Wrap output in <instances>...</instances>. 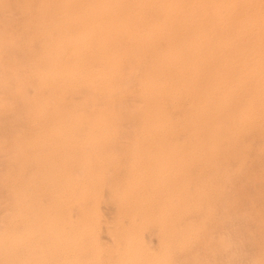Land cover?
I'll use <instances>...</instances> for the list:
<instances>
[{
	"label": "bare ground",
	"instance_id": "6f19581e",
	"mask_svg": "<svg viewBox=\"0 0 264 264\" xmlns=\"http://www.w3.org/2000/svg\"><path fill=\"white\" fill-rule=\"evenodd\" d=\"M0 1H1V3H0L1 5L2 4L3 5H5V4L13 5V8L16 11H19L22 15L26 13L25 15L28 16V17L26 16V18L24 19V21L22 20L21 23L13 22L15 19H13V21H12L11 20L12 17H11L9 19V21L10 20L12 21V23L9 24L10 25L11 32H9V33L10 34L11 33L12 34L13 33H16V32H14L16 30H20L22 32L24 31V32H26L28 34L27 37H26V41H25V39L23 37L26 36V33H23L25 36L23 34H21L22 32L20 33L23 36L22 38L24 39V43H22L23 41L21 40V43L24 44V46L26 45V42L28 43V41H36L37 44L39 45V46L37 45L38 46V49H36V51H34V52H36V54H31L30 55L29 52H31V51L28 52L26 50V52H28V54L26 56H24V60H25L24 63H26V64L25 65L23 64L27 68V76H28V77H26V81L24 83H25V85L28 84V85H26L28 88L31 87V89L29 88L30 89V94L31 93H33V94L29 95L26 92L27 93V96H26V93L24 95V91L22 89L25 87V85L23 87H20L19 85H20L21 82L20 83L18 82V84H19L18 85L19 86V90H18V88H17L18 91L15 90V91L18 92V93L15 92L16 95H17V97H18V100L17 99L16 100L18 102L22 101L25 105H27V108H26V111H25L26 118H27L26 119V124H27V126L29 128H31V130L28 131L27 133L26 132L25 133H22L21 135L20 134H17L16 136L13 133L14 134L13 136H15L13 138L14 139L13 140L14 143H13V146H10V148L13 147V149H10V150H13V153H12V155L14 157L13 159H15V158H18V159L21 158L22 159L23 158L22 161H24V158L25 157H28V158L31 157L33 159L34 156L35 157L39 156L38 158H40V154H35L34 155V153H33L34 150H36L38 152H41L43 150H46L47 151V150L50 149V152H54V151L61 152L63 150V148H66V147L68 148L67 145L64 146L65 143H66L65 142V136L69 132L71 134V131L76 126H80V127L84 126V127H87L93 133H95V134H93V137L91 135H89V134L88 135L84 134L85 137H86V139L90 140V142H92L91 140L94 141V139H98V140L99 139H101V140L104 139V140H106L105 139V137H106L105 133L107 131H104L103 128L105 127V125L109 124L110 119L114 116V113L110 109H108L109 111H105V109L102 110L103 108L102 109L99 108L97 114L95 115V117L93 119H90V118L88 119V118L85 117L86 115H84V114L81 113L82 111L79 112V110L77 111V110L71 109L69 107L71 105L72 101H73V104H74V100L76 99L75 97H74L75 99L72 100V101H71V97H70L68 99L70 101L69 102H66L63 99H61V95L64 93V91H65L66 88H69L77 80H79V78L77 79L79 72L81 70L82 71L85 70L88 67L87 66L88 58H87V60H81V57H83L82 56L83 53H85V52H87V53L88 52H91L94 55V59H96L97 64H98L97 65L98 68L93 69L92 71H88V72L85 71L88 75L85 78H84V75H83V78L84 79L82 81L86 85V83H88L89 81H91V80L94 81V80L99 79V78H100L101 83H102V80H104L106 77H109V76L111 77L113 74H116L117 72H119L117 70L121 66L119 64L120 66L118 68V63H119V60L120 59L125 60L124 58L126 56L131 59L133 57V54H134L135 51L136 52H139V54L137 53L138 54V59L135 56L136 58L135 57L134 58L137 59V60H134V62H132L130 64L127 63V64L129 65L128 67H131L132 65H135L136 66V65H139L141 63L144 64V65L142 64L143 65L142 66V70H139L138 71V73L141 71L140 72V76H138L139 79H136V80H138V83H136V84H139V87H138L136 93L137 94L139 93L138 95H139L140 105L139 104H135V105H138V107L139 106L140 107H139L138 111H134V112H136V114H135L136 115L135 116V118H136V124L135 125H137L138 128L142 130L141 133L143 132L142 133V136L140 137V141L142 140L141 143H143V142L148 143L147 145H148L149 148H147V146H146L147 149H145L144 147H142L143 149L142 148L141 149L143 151H141V149L139 151L138 150L139 147L137 148V150H134V147H133L134 142L128 144V147L129 148L127 147V150H125V151L130 156L129 160L131 162L129 163V167L125 165L126 167H128L127 172L126 173L123 172L124 174H128V175H126L124 177L121 176V177H123L122 178L123 182H121L122 183L121 185H118L116 183V182H118V180L120 178V174H119L118 180L116 179L117 177L116 178H113L111 180L109 189H110V192L112 194V198L113 199L111 197H110V199L114 200L115 203H116L115 206L117 207L116 208L117 209V220H123V219H126L127 218V222H128V225L127 226L129 227V231H127L125 229L126 230V233L124 231V235L125 236L124 235H121L120 236L121 239H122L123 236H124V238L126 237L128 240L130 238L131 239L130 240V244H131V241L133 240L132 237H134V236L136 237L137 232L140 231L139 230V227H138V225H140V223L142 224V226L143 225L145 226V225L152 224V228H154V225H156V224H154V222H155V220H157L158 223H159V224H157V225H159V227L157 226L159 228V230L156 227L157 230H158V234L157 235L160 236L161 238H166V240L167 239L168 240L171 239V241L173 242V245H175L174 247H175V249H176L179 257L181 256V257H183V259H184V257H185V259L187 257V260L189 259V256H191L190 258H192L193 247H194L193 246V242H194V240L197 239V236L200 234V232L203 230V228L205 226V219H206V215H207L206 212L207 211L206 212L205 211L202 212V210H203L202 206L205 205V202L207 200V195H205V189H203V191H202L200 188H196L198 186H193V189L194 188L195 189L194 190L193 189L190 190L191 188H189V186L190 185H193V184H191V179L193 178V175H192V178H190L191 175L190 174H187L186 167L188 168L187 165L190 164L195 159L199 160L198 161V164H196V165H199V162H201V161L204 162L205 160L208 159L207 158L208 155L215 156L214 154H217V153L221 152V149H219L220 146H221L220 143L222 142L223 138H225L227 135L230 134V133L229 134L227 133V135H226V132H228V131L225 132L223 130L224 127H225V124H226L225 121L222 119L223 115L225 114L226 111H228V109H231V108H237V112H240V111L243 110V108H245V107H243V104L241 106H239L241 103H238L236 101V99L238 98L239 95H240V97H242L243 95H244V97H245V95L247 96L248 93L241 95L243 93V91L245 92V90L249 89L247 87V86H249V85H247V83H250V87H251V85H254L252 88L257 89V91H258V87H259L258 86V82L259 83L260 82H263V84H264V30H263V32L262 31L259 32L260 29L258 30V28H257V31L255 32V27H257V26H259L261 29H264V12L262 11L264 8L263 9L261 8L262 5L259 2V1H261V2L264 3V0H0ZM257 3L260 4V5H257ZM5 6H6V8H4V9L7 10V5H5ZM2 8H0V10ZM9 9L10 8L8 6V10ZM23 18L24 17H22V19ZM5 29H8V28H5ZM10 30H7V32L10 31ZM5 33H6V31H5ZM18 33L17 34H14L15 37L18 35ZM1 37H2V35H1ZM1 37H0V39H1ZM11 38H12V36H11ZM22 38H20V39H22ZM1 40H3V38ZM7 40H9V37H8ZM12 40H13V38H12ZM15 40L16 39H14V42L12 41L11 43H14L15 44L16 43ZM2 44L5 45V43H3V42H2ZM14 44H12V45H14ZM22 44H21V47L23 46ZM9 45L11 46L10 43H9ZM18 45H20V44H18ZM10 46H8V48ZM24 46H23V48H21V50L22 49L24 50V49L29 48V47L25 48ZM16 47H14L15 50L13 52H16ZM12 48H13V46H12ZM10 49H11V47H10ZM12 50L13 49H11V56L13 54H15V53L12 52ZM24 52H23V54H24ZM26 52H25V54H26ZM17 53H16V55H18ZM147 53H149V54L147 55ZM72 54H75L76 55L74 59H71V61L73 60V62L72 63H68L67 61H65L68 64L67 65H64L63 62H62V60H64L65 58H68ZM3 55H4V53H3ZM19 55H21V54H19ZM0 58H2V57H0ZM11 58H13V57H11ZM128 58L126 59V62H128L127 61ZM7 59H8V56H7ZM9 59H10V57H9ZM16 60H15V62H16ZM20 61H21V57H20V60L18 58L17 63L20 62ZM68 61H69V59H68ZM81 61H84V62H81ZM89 61H90V59H89ZM3 63H5V61ZM6 63H8V62H6ZM121 63L123 64V62H121ZM93 64L94 63H92V65ZM124 65H126V63ZM14 66H15V64H14ZM14 66H12V67H14ZM21 67H23V66H21ZM1 68H2V66H1ZM14 68H16V67H14ZM107 68H108V70H107V73H106L105 72V69H107ZM7 69H5V70L7 71ZM19 69H20V65H19ZM136 69H138V68H136ZM2 70H3V68H2ZM10 70H12V69L10 68ZM124 70H122V71H124ZM7 72L8 73H11V71L10 72L7 71ZM136 72L137 71H135V73ZM17 73H19V72H17ZM25 73H26V71H25ZM0 75H1V73H0ZM25 75L23 76L21 74V76H23L22 80H24ZM130 75H132V74H130ZM136 75H137V73H136ZM119 76H120V74H119ZM11 77L13 78L14 76H11ZM17 77H19V75ZM5 78L3 77L2 78L3 80L1 79L2 80V86L4 85L3 82H4V79ZM16 78H14V79H16ZM113 78H114V75H113ZM125 78H128V76L125 77ZM106 80H107V78H106ZM117 80H119V79L117 78ZM82 81L80 80V83ZM122 81L125 82L126 79H125V81L124 80H121V82ZM107 82H108V80H107ZM8 83H9V81H8ZM16 83L17 82H15V86L17 85ZM104 83L106 84V81ZM112 83H111V85H112ZM132 83H134V82H132ZM5 84H7V83H5ZM75 84H78V83H75ZM9 85H11V84H9ZM90 85H92V84H90ZM128 85L130 86V83ZM6 86H7L6 89L9 88L8 85H6ZM12 86H14V85H12ZM82 86H83V84H82ZM3 87H5V86H3ZM112 87H110V88L112 89ZM20 88H22V89H20ZM110 88L109 87H105V90L106 91H109V90L111 91ZM252 88H250L247 91L252 90L254 92V89H252ZM78 89H80V88H78ZM261 89H262V87H261ZM9 90H10V88H9ZM24 90H26V89H24ZM262 90L260 91L261 93H262ZM4 91H5V89H4ZM7 91H8V89H7ZM78 91L79 90H77L75 92H78ZM112 91L110 93H113ZM13 92H14V90H13ZM96 92H97V90H96ZM114 92H117V91H114ZM11 93L12 92L10 91V94ZM93 93L95 94V97H96V94H98L99 92L98 93H95V91H94ZM128 93H131V92L129 91ZM104 94H106V93H104ZM133 94H134V92H133ZM258 94H259V92H258ZM262 94H264V93H262ZM93 95H91V96L93 97ZM252 95H254V94H252ZM10 96H8V97H10ZM82 96H84V95H82ZM91 96H90V98H91ZM102 96H104V95H102ZM123 96H125V94ZM250 96H251V94L249 95V97ZM68 97L69 96H67V98ZM260 98H262V97H260ZM87 99L89 100V98H87ZM87 99H86V102H87ZM76 100L78 101V99H76ZM117 100H120V99H117ZM1 101H0V103H1ZM81 101H83V100H81ZM105 101H106V99H105ZM86 102H83L84 105H85ZM94 102H95V100H94ZM102 103H103V101H102ZM246 103H248V102H246ZM18 104H20V103H18ZM24 104H22L20 106H23ZM109 104H111V103L109 102ZM132 104H133V102H132ZM4 106H5V104H4ZM4 106H3V108H4ZM120 108H122V107H120ZM82 109H84V108H82ZM114 109H115V107H114ZM134 109H136V108H134ZM170 109L171 110L178 109V110H180L179 111V114H180V112L182 113V117L180 119H178V120L181 121V124L179 123L180 126L178 125L179 128L176 129V130H179L178 132H180V131L181 132L182 131H188L189 134L188 133L187 134L189 136H187L186 139H185V137H186L185 136L184 137L185 140H182V141L179 140L178 141V140L173 139V136L175 134L173 135V134H171L173 132L169 131V129L174 125L173 119L169 116V112L168 111ZM263 109H264V107H263ZM22 110L24 111L25 108H23ZM260 110H262V109H259L258 112ZM131 111H132V108H131ZM131 111H129V112H131ZM125 113H126V111H125ZM125 113H123V114H125ZM171 113H173V112H171ZM244 113H246V111ZM249 113H252V111H249ZM249 113H247V114H249ZM173 114H177V111H176V113H173ZM126 115L127 114H125V116ZM128 115L131 118L133 116V115L130 116V114H128ZM128 115H127V117H128ZM115 116H116V114H115ZM92 117H93V115H92ZM19 119H20V117L18 118V120ZM22 119H23V117H22ZM117 119H119V118H117ZM130 119H129V121H131ZM239 119H238V115L236 113L235 115H232L229 119H227V121H229V123L232 125V123L234 124ZM133 120H135V119H133ZM176 120H175V122H176ZM240 120H242V118ZM24 121H25V118H24ZM119 121H122V120L120 119ZM246 121H247V119H246ZM22 122H21V119H20V123L19 124H21ZM118 125H120V124H118ZM231 125H230V127H231ZM241 125L242 124H240L239 126H241ZM137 126H134V127L137 128ZM241 127H243V126H241ZM116 128H118V127H116ZM256 128L258 129V126ZM77 129H75V130L77 131ZM131 129H134V128H131ZM131 129H128V132H129V130L131 131ZM139 129H138V131H139ZM239 129L237 128L236 131H234V130L233 131L234 132H237V131H239ZM253 129H255V128H253ZM90 130H88V131H90ZM252 130H251V132H252ZM85 131H87V129ZM242 131H240V133L243 135V133L245 131L244 132H242ZM254 131L258 132L259 130L257 131L255 129ZM19 132H20V130H19ZM249 132H250V130H249ZM89 133H91V132H89ZM237 133H239V132H237ZM237 133H236V135H238ZM259 133H261V132H258V134ZM263 133H264V131H263ZM10 134H12V133H10ZM77 134H79V133H77ZM112 134H114V133H112ZM133 134L135 135V133H133ZM241 134H240V136H241ZM125 135H126V138H127L130 134L129 135L125 134ZM132 135H130V138L129 137L128 138L131 139V136ZM171 135H173V136H171ZM252 135H254V134H252ZM176 136H175V138H176ZM178 136H179V133H178ZM7 137H8V135H7ZM122 137H123V134H122ZM116 138H117V136H116ZM9 139H10V137H9ZM76 139H77V137H75V140ZM73 140H74V138H73ZM80 140H81V138H80ZM136 140H137V138H136ZM5 141H7V139L4 140V142ZM9 141L13 142L12 141V136H11V140H9ZM9 141H7V142H9ZM53 141H56V142H54V144H51V142H53ZM78 141H79V139L77 140V143H78ZM83 141H85L84 138H83ZM95 141H97V140H95ZM118 141H119V139H118ZM121 141H123V140H121ZM121 141H120V143L118 142L117 145L118 144H121ZM125 141H127V143H128V140H125ZM140 141H138V142L140 143ZM253 141L256 143V140H253ZM71 142L74 143L72 141V139H71L70 143ZM124 142L122 144H124ZM129 142H131V141H129ZM238 142H240V141H238ZM1 143H2V140H1ZM165 143L166 144H169V148L167 150L166 149L164 150V148L162 147ZM4 144L5 143H3V145ZM101 144H103V143H101ZM122 144L119 145L118 148L121 149L120 146H122ZM78 145H79V143H78ZM91 145L92 144H89V146H91ZM239 145H240V143H239ZM4 146H5V149H6V145H4ZM84 146L85 145H83V147ZM95 146H96V143H95ZM71 147H72V145H71ZM83 147H82V149H83ZM154 147H157V150L159 149V151H158L157 154H155V152H157L156 150H154L155 151L154 153H153V151L150 150L151 148H154ZM243 147L241 148L242 150H243ZM222 148L224 149V147H222ZM257 148H258V146H257ZM25 149H28L30 151V153L27 154V156H26V153H25ZM135 149H136V147H135ZM229 149H230V147H229ZM239 149H240V146H239ZM261 149H262V147H261ZM10 150H9V146H8V151H10ZM88 150H89V148H88ZM0 151H1L0 153H3L2 150H1V148H0ZM8 151H6V152H8ZM245 151H246V149H245ZM87 152H89V151H87ZM230 152H232V151H230ZM59 154H61V153H59ZM73 154L70 157L71 159L72 158L74 159V157H72ZM127 154H126V156H127ZM230 154H232V153H230ZM74 155H76V154H74ZM114 155H115L114 152H110V153H106V154H103V155L99 154L98 156H96L97 159L96 158H94V159L97 160V165L94 164V166H95V167H93L94 169L91 168V164H89L90 166H86V167L83 166V167H81L82 174H80L81 172H79V174L82 175V176H80L81 177L80 182H81L82 179L83 180L85 179V182L82 185L80 183L79 184H80V186H83L84 188L83 187H80L79 184H78V182H79L78 181L79 180V176L78 177L76 176L77 179H78L77 180L78 182L77 181L75 182V179L76 178L72 179V183H75L77 185V188H79V187L81 188V190H79V191H81V194H79V195H81L80 198H79V201L83 197H89V199L92 200L91 202H94L95 203L94 204L95 205L94 207H96L98 205L97 202L99 203L100 208L103 207V206L101 207V205H103L104 202L102 201L103 203L100 204L101 201H99V198H97V197H102L101 195L103 193H100V191H99L98 193H100L101 195H97L98 193L96 194V192H97V190H100V189H97V188H101V189L103 188L102 187V183H104L103 180L106 178V176H108L106 174L104 175V172L106 170H104V168H103V163L106 165L107 162L105 163L103 160L108 159V161H109V159H111ZM248 155H249V153H248ZM248 155L246 154L247 157H248ZM9 156H10V154L8 155V157ZM53 156L54 155H51V153H49L47 155H44L45 159H41L40 158L38 160H42L43 162L44 161L45 162H48L47 165H46V166H48V164H50L49 163V160L53 161L52 160ZM93 156H94V154H93ZM200 156H201V158H200ZM213 156H211V157H213ZM223 156H225V155L223 154L222 157ZM232 156H233V154H232ZM240 156H241V154H240ZM244 156L242 155L243 159H245ZM56 157H57V155H56ZM78 157H80V156H78ZM116 157H117V155H116ZM217 157H218V155H217ZM222 157L220 155V157H218V158L223 159ZM236 157H237V155H236ZM242 157H240V158L242 159ZM63 158H64V154H63ZM91 158H93V157H91ZM256 158H258V157H256ZM11 159H12V156H11ZM73 159L71 161H73ZM79 159H78V161H79ZM122 159L124 160L123 161L124 163L128 161V160L126 161L125 158H122ZM127 159H128V156H127ZM200 159H201V161H200ZM221 159H219V160H221ZM229 159H231V155H230V158ZM237 159H238V157H237ZM8 160H9V158H8ZM59 160H61V159H59ZM197 160H195L194 162H196ZM238 160H240V159H238ZM207 161H210V160H207ZM224 161H226V158H225ZM10 162H12V161H9V163ZM13 162H15V161H13ZM81 162L79 163V165L81 164ZM94 162H96V161H94ZM115 163H116V161H115ZM35 164L36 163L34 161V165ZM71 164H72V162H71ZM214 164H216V163H214ZM228 164H229V162H228ZM234 164L235 163H233V165ZM256 164H257V162H256ZM256 164H253V165H255V167H256L257 166ZM10 165H11V163L9 164V166ZM41 165H42V163H41ZM67 165L65 164V165H62V166H67ZM79 165H77V166H79ZM84 165H85V163H84ZM105 165H104V167H105ZM249 165H251V164H249ZM36 166H38V165L36 164ZM57 166H58V164H57ZM62 166H61V163H60V166H58L57 168L62 167ZM75 166H76V163H75ZM96 166H97V168H96ZM112 166L114 167V165H112ZM76 167H74V168L76 169ZM110 167L111 166L109 165L108 168H110ZM117 167H119V165ZM200 167L202 168V166H200ZM206 167H207V165L205 163L203 168H206ZM212 167H214V166H212ZM242 167H243V165H242ZM258 167H256V168H258ZM51 168H52V165H51ZM57 168H55V169H57ZM198 168H199V166H198ZM201 168H199V169H201ZM3 169L4 168H2V170ZM62 169H66L67 170V168H62ZM62 169L61 170L59 169V170L61 172H64V171H62ZM78 169L80 170V167ZM199 169H197V170H199ZM228 169H227V171H228ZM235 169H236V167H235ZM52 170H53V168H52ZM70 170L71 169H69V171ZM74 170L72 171V173H74ZM117 170H118V168H117ZM120 170H121V168H120ZM125 170H126V168H125ZM201 170H203V169H201ZM232 170H233V168H232ZM256 170H258V169H256ZM20 171H21V169H20ZM194 171H195V169H194ZM263 171H262V173H264ZM76 172H78V171L75 170V173ZM204 172H205V170H204ZM6 173H8V172H6ZM35 173H36V171H35ZM48 173H49V170H48ZM65 173L67 175L68 172H65ZM117 173H118V171H117ZM123 173H122V175H124ZM195 173L197 174V172H195ZM223 173H225V172H223ZM240 173H238V174H239L240 177H242ZM33 174H34V172H33ZM49 174H51V173H49ZM56 174L58 175V173H56ZM113 174H115L114 171H113ZM242 174H243V172H242ZM0 175L3 176L4 173L3 174L0 173ZM30 175H31V173H30ZM64 175H62L61 177L62 178L65 177ZM225 175H226V173H225ZM260 175H261V173H260ZM260 175H258L257 177L260 178ZM4 176L7 177L6 174ZM50 176H52V175H50ZM60 176H58V177H60ZM67 176L70 177L71 176V173H68ZM111 176H113V175L111 174ZM111 176H110V178H112ZM8 177H9V175H8ZM36 177H37V175H36ZM36 177H35V180H36ZM45 177H46V174H45ZM53 177L54 176H52L51 178H53ZM61 177H60V179H61ZM69 177H67L65 180L64 179H61V180L64 181V183H63L64 186H65L64 189H66L68 186H69V189H71L72 188V185H75V184H72L71 183V180L68 179ZM202 177H204V176H202ZM110 178H109V181H110ZM195 178L192 181H195L196 182L197 181V178H196V180H195ZM199 178H200V176H199ZM226 178H227V175H226ZM1 179H0L1 180L0 182L7 181V180H4L3 178H1ZM11 179H12V177H11ZM32 179H34L33 178V175H32ZM220 179H221V177H220ZM245 179H246V177H245ZM23 180H25V179H23ZM239 180H240V178H239ZM15 181H16V179H15ZM29 181H27V182H29ZM32 181H34V180H32ZM49 181H50V178H49ZM225 181H227V180L224 179V182ZM230 181L232 182V180H230ZM242 181H245V180L242 178ZM55 182L57 183V181H55ZM106 182L107 181L105 179V183ZM60 183H57V186ZM192 183H194V182H192ZM199 183L202 185V183H201L200 180H199ZM213 183H215V181H213ZM241 183L239 185L240 187L242 185ZM10 184H11V182H10ZM13 184H15V183H13ZM16 184H17V182H16ZM169 184L172 187L168 186ZM196 184H197V182H196ZM32 185L33 184H31V187H32ZM54 185H51V186H54ZM230 185H231V183H230ZM2 186H3V182H2ZM21 186H19V189H20ZM48 186H49V184H48ZM22 187H21V190L24 187H27V186H24L23 188ZM61 187H60V189H61ZM28 188L29 187H27V189ZM35 188H36V186H35ZM56 188H58V187H56ZM3 189H5V188H2V190ZM27 189H26V191H27ZM73 189L75 190V188H73ZM216 189H214V190H216ZM14 190H15V192L17 191L16 189H14ZM32 190H34V189H32ZM50 190H51V188H50ZM56 190H55V192H57ZM68 190H67V192H68ZM165 190H168V192H166ZM227 190L224 191L223 193H227L228 194ZM233 190L235 191V189H233ZM237 190H238V188H237ZM3 191L0 190V193L3 192ZM42 191H44V190H42ZM63 191H61V192H63ZM71 191H73V190H71ZM229 191H230V189H229ZM29 192H30V190H29ZM53 192H54V190H53ZM209 192H210V189H209ZM31 193H32V191H31ZM39 193H41V191L38 192V195H39ZM69 193L71 194V192H69ZM213 193H215V192H213ZM41 194L44 195L45 193L42 192ZM46 194H47V192H46ZM104 194H105V190H104ZM262 194L263 193H261L260 195L262 196ZM6 195L9 196V194H6ZM10 195H12V193ZM25 195H26V193H25ZM50 195H51V193H50ZM59 195H60V193H59ZM66 195L67 194H65V196ZM3 196H5V195H3ZM21 196H23V195H21ZM53 196H54V194H53ZM61 196H59V197H61ZM35 197L31 196V198H28L27 197V199H33ZM45 197H44V200H45ZM105 197L107 198V196H105ZM211 197L213 198V196H211ZM49 198L47 197L46 199L49 200ZM209 198H208V201L210 200ZM228 198H230V197H228ZM234 198H232V200L229 201V202L232 201L231 202V205L233 204V199ZM3 199H5V198H3ZM3 199L1 198L2 201H3ZM36 199H38V198H36ZM40 199L43 200V198H40ZM53 199H54V197H53ZM226 199H227V197H226ZM226 199H225V201H226ZM1 200H0V202H1ZM41 200L40 201L38 200L39 202H41L40 205H38L39 203H36L39 207L41 205L43 206V204H44V202L41 201ZM50 200H51V198H50ZM57 200H59V199H55L56 206H57ZM103 200H105L104 197H103ZM5 201L6 200H4V202ZM52 201H54V200H52ZM67 201L71 202V199L68 198ZM87 201H88V203L90 202L89 200H87ZM6 202H8V201H6ZM48 202H51V201H47V203ZM55 202L54 203L51 202V203L54 205ZM30 203H32V202H30ZM47 203H46V206L48 205ZM78 203H77V206H78ZM82 203L84 204L85 202L82 201L79 204H82ZM9 204H11V203H9ZM59 204L60 203H58V206L57 207H59ZM107 204H109V203H107ZM8 205L6 204L5 206H8ZM66 205H67V203H66ZM66 205H65V202H64V207H66ZM68 205L71 207L70 204H68ZM72 205L74 206V202H73ZM86 205L87 204L85 203V206ZM44 206H45V204H44ZM85 206H82V207H84V208L89 207V206H86V207ZM91 206L93 207V205H91ZM110 206L111 205H109V208L111 210V207L112 206L111 207ZM0 207H2V205ZM8 207H10V206H8ZM8 207H4V208H6L8 210V209H10ZM47 207H46L47 209H50L52 207V205L50 207V203H49V206H47ZM64 207H63V203H62V208L64 210L66 209L68 211V208H64ZM35 208H37V207H34V209ZM62 208L56 209V207H55V211L52 210L54 208H51V211H52L51 214L53 212H56V210H58V213L56 212L57 214H59V213L61 214V212L59 210H61ZM71 208H73V207H71ZM79 208H80V206H79ZM79 208H78V210H79ZM84 208H82V209H84ZM112 208H114V207H112ZM205 208H207V207H205ZM227 208H229L228 205H227ZM260 208H261V206H260ZM37 209H43V208L41 207V208H37ZM76 209H77V207H76ZM97 209L98 208H95V209L94 208H91V211H89V210L86 211L85 209H84L85 211L82 210L83 212L80 211V213H81L80 218L84 222L83 227L78 226L79 225L78 222H77L78 225L74 223L75 225L78 226V228L80 230V234H83L84 232L91 234L93 231L95 232L96 228H99V227H97L98 226L97 223L98 222H101L105 218V216H103V219H100V221L97 220V218H99L98 214H101V212L103 213V211H100V212L98 211V213H97ZM106 209L108 211V207ZM44 210H45V207L43 209V212H44ZM64 210H63V212H64ZM195 210H197V212H196L197 214L195 213ZM219 210H221V209H218V211ZM259 210H261V209H259ZM0 211H1V208H0ZM48 211L49 210H46L45 213L48 212ZM69 211H71V210H69ZM73 211H71V213ZM104 211H105V213H103V214H106V210H104ZM224 211H226V210L224 209L222 213H224ZM63 212H62V215L63 216L66 215V218H67L68 215L67 214L64 215ZM5 213H7V212H5ZM9 213H10V211H9ZM65 213H67V212L65 211ZM193 213H195V214H193ZM260 213H262V212H259V214ZM215 214L217 215L218 212L215 213ZM256 214L258 215V213H256ZM263 214H264V212H263ZM2 215H1V218H2ZM53 215H54V213H53ZM62 215H60V218H61ZM39 216H41V214H39ZM48 216H51V220L53 221V219H55V216L56 215H54V218H52V215H48ZM48 216H46V218H48ZM77 216H79V214L78 215L76 214V218H77ZM110 216H109V218H110ZM218 216L220 218V215L219 214H218ZM1 218H0V221L2 219H4V216H3L2 219ZM56 218H57V216H56ZM58 218H59V215H58ZM69 218H70V216H69ZM72 218H73V216H72ZM72 218H71V220H72ZM74 218H75V216H74ZM80 218H78L79 223L81 222L79 220ZM100 218H101V216H100ZM112 218H113V216H112ZM35 219L36 218H34V220ZM43 219H41V220L43 221ZM49 219L50 218L44 219L45 220V223ZM69 220L70 219H68L67 221L69 222ZM104 220L106 221V218ZM108 220L109 219H107V221ZM59 221H60V219H59ZM67 221H65V222L68 223ZM36 222H35V224H36ZM54 222L55 221H53L52 226H53V224H55ZM60 222L62 223V221H60ZM65 222H64V224H65ZM106 222H104V223H106ZM111 222H112V220H111ZM117 222H115V221L112 222V226L110 225L111 226L110 227L111 230H113L112 227H113V225H115L114 223H117ZM122 222H124V221H122ZM101 223H103V222H101ZM108 223H110V222H108ZM120 223H121V221H120ZM123 224H125V223H123ZM2 225H4V224H2ZM7 225H8V223H7ZM37 225H36L35 228H37ZM68 225H70V224H67V226ZM99 225L102 226L103 224H99ZM70 226L67 227V230H68V228ZM116 226H118V225L116 224ZM136 226L138 227V229H137L138 231L136 230ZM212 226L210 228H212ZM39 227L42 228L43 226H39ZM45 227L47 228V226L44 225V228ZM104 227L105 226H103L102 228H104ZM108 227H109V225H108ZM118 227L115 228L116 231H117V228ZM29 228H31V227H29ZM70 228L73 230L74 227L73 228L70 227ZM122 228L123 227H121L120 230H123ZM152 228H150V229H152ZM54 229H56V228H54ZM75 229H76V227H75ZM99 229L98 230L101 231V228H99ZM140 229H142V228H140ZM143 229H144V227H143ZM38 230H39V228H38ZM44 230H46V229H44ZM144 230H143V232H144ZM205 230H206V228H205ZM5 231H6V229H5ZM69 231H71V230H69ZM76 231H78V230H76ZM119 231H118V233H115V234H121L122 233V231H121V233H119ZM146 231H147V228H146ZM207 231L208 232H211V230L210 231L207 230ZM42 232L45 233L47 231H42ZM63 232L65 233L66 231L64 230ZM73 232L74 231H72V233ZM104 232H105V228H104ZM258 232L261 233L263 231H258ZM47 233H45V234L47 235ZM61 233H62V231H61ZM74 233H73V235H75L77 232L75 234ZM95 233H93L94 236L96 235ZM112 233H114V232L112 231ZM145 233H144V235H145ZM248 233H250V232H248ZM45 234H44V236H46ZM77 234H79V232ZM244 234H245V231H244ZM35 235L36 234H34V236ZM59 235H61V234H59ZM68 235L70 236V234H68ZM98 235H101V234H98ZM103 235H105V234H103ZM111 235H113V234H111ZM157 235H155V236H157ZM202 235H204V234H202ZM248 235H250V234H248ZM251 235H253V234H251ZM2 236H4V233H3ZM29 236H30V233H29ZM37 236H39V235H36V237ZM62 236H64V235H61V238H62ZM107 236H109V235H107ZM21 237H23V236H21ZM36 237H34V238H36ZM76 237L78 239V235ZM142 237H143V235H142ZM146 237H147V234H146ZM220 237H222V235H220ZM223 237H225V236H223ZM255 237H254V239H255ZM10 238H11V236H10ZM42 238H44V237H42ZM66 238H68V237H66ZM104 238L107 239V237H104ZM112 238L110 240H112ZM139 238H141V236ZM13 239H14V237H13ZM49 239H50V237H49ZM149 239H150V237H149ZM157 239L160 240L159 238H157ZM250 239L253 240V238H250ZM250 239L247 242H249ZM39 240H41V239H39ZM143 240H145V239H143ZM199 240H200V238H199ZM199 240H198V242H199ZM205 240H206V238H205ZM211 240H213V239H211ZM211 240H210V243L212 242V244H213L214 242L211 241ZM258 240L260 241L261 238L259 237ZM51 241L53 243V240H51ZM55 241H56V239H55ZM146 241H148V240L146 239L145 240V243H146ZM149 241L151 243V240H149ZM171 241H167V242H171ZM259 241H256L255 240L254 242H257L258 243ZM44 242H45V240H44ZM108 242H109V240H108ZM115 242H117V241H115ZM123 242L127 243V240L125 241V239H124ZM139 242H141V241H139ZM153 242H155V241H153ZM160 242H158L159 245H160ZM162 242H164V241H162ZM198 242H197V244H198ZM207 242L209 243V241H207ZM52 243H50V245ZM219 243H220V241H219ZM227 243H229V242L227 241ZM257 243H256V247H255L256 249H258L257 248ZM7 244L8 243H6V245ZM21 244H23V243H21ZM42 244H43L42 246H45V243L42 242ZM80 244L82 245L83 243H80ZM92 244H93V241H92ZM140 244H142V242ZM163 244H166L165 246L168 245L167 243H163ZM31 245H33V244H31ZM61 245H62V243H61ZM68 245H65V246L67 247ZM84 245H86V244H84ZM100 245H101V243H100ZM105 245H108V244H105ZM109 245H111V244H109ZM113 245H115V244H112V246ZM132 245H134V244H132ZM132 245H130V248L132 247V249H133V246ZM138 245H139V243L136 244V242H135V245L134 246L136 247ZM150 245H152V243ZM169 245H170V243H169ZM206 245H209V244H206ZM216 245H217V247L220 246L219 244H216ZM239 245H240V243H239ZM112 246H109V247H112ZM145 246L149 247V245H145ZM161 246H162V244H161ZM241 246H243V245H241ZM261 246H262V244H261ZM71 247L72 246L69 247L70 250H71ZM78 247H79V245H78ZM87 247H88V245H87ZM93 247H95V245ZM114 247L112 248V250H110L111 252H113ZM169 247H172V246H168V248ZM201 247H203V246H201ZM206 247L207 246H205V249L206 250L204 249L205 252L203 250V253L204 254L205 253L208 254V252H209V251L206 252L207 251V248ZM209 247H211V246L209 245ZM258 247H259V245H258ZM263 247H264V245H263ZM28 248H29V246H28ZM57 248H59V247H57ZM74 248H77V247H74ZM123 248H124V246H123ZM128 248H129V246H128ZM142 248L144 249L145 247H142ZM162 248H163V246H162ZM162 248L160 250L164 251L165 248H163V249ZM168 248H166V249H168ZM120 249H119V252L121 251ZM125 249L127 250V246H126V248H124V252H126ZM172 249H174V248H171V249L169 248L168 250L169 251L171 250L170 252H173ZM214 249H217V248H214ZM219 249L221 250V248H219ZM226 249L228 250V249H230V247L229 248H226ZM107 250L105 249V251H107ZM150 251L151 250H148V253H151L150 255H152L151 257H153V253H152V251L151 252ZM214 251H212V252H214ZM258 251H259V249H258ZM102 252H103V250H102ZM111 252H109V253H111ZM161 252H159V253H161ZM165 252L167 253L166 250L164 251V253ZM212 252L210 254V258H211ZM217 252H219V251L217 250ZM261 252L264 253V251H261ZM261 252L257 253V255L260 254ZM23 253H24V251H23ZM52 253L53 252H51V254ZM80 253L81 252H79V254ZM114 253H111V254L116 255ZM123 253H121V254L123 255ZM138 253L140 254L139 251H138ZM177 253H176L175 257L177 256ZM0 254H2V251H1ZM95 254H97V253H95ZM143 254L141 253V255L143 256V258L145 260V257L146 256H145V254L144 255ZM155 254H156V252H155ZM196 254L203 255L201 252L200 253L199 252H196ZM62 255H64V253ZM106 255H107V253H106ZM109 255L110 254H108V256ZM122 255L120 257H122ZM125 255H126V253H125ZM138 255H135V256H138ZM147 255H149V254H147ZM201 255H199V256L196 255V256L198 257V259L201 260V263L202 264H205L206 262L203 263L204 260H202L203 256L201 258H199ZM253 255L250 256V254H249L247 256V258H249V256H250V258H254L256 260V258H255L257 256L256 253L254 255L255 257H252ZM27 256H29V255L27 254ZM89 256H90V254H89ZM154 256L157 259L159 258L158 257V253L156 255H154ZM166 256L168 258L171 257V256H169L167 254H166ZM100 257H104V255H101ZM120 257H119V259H120ZM131 257L133 258V256H131ZM151 257H147V258H150L151 259ZM179 257L177 259H180L181 258V257L180 258ZM194 257L195 256H193V258ZM197 257H195V258H197ZM67 258H68V254H67ZM71 258H73V256ZM87 258H88V256H87ZM134 258H136V257H134ZM206 258H204V259L208 260V257H206ZM220 258L222 259L223 258V255H222V257L220 255ZM259 258H261V257H259ZM46 259H48V257ZM94 259H96V258H94ZM138 259H140L139 256H138ZM165 259H166V257H165ZM192 259H190V260H192ZM221 259H219V260H221ZM1 260H2V258H0V261ZM123 260H125V258ZM131 260L134 262L133 259H131ZM135 260H137V259H135ZM141 260H142V258H141ZM170 260H172V259H170ZM173 260H175V259H173ZM262 260H263V258H262ZM40 261H41V259H40ZM150 261H154L155 262V259L154 260H150ZM156 261H158V260H156ZM163 261H164V259H163ZM198 261L199 260H197L195 262H198ZM210 261H208V262H210ZM222 261H225V260H222ZM222 261H221V263H222ZM251 261H252V259H251ZM95 262H96V260L94 261V263ZM185 262H187V261H184V262H181V263L182 264L183 263L184 264H189L191 261L190 262H187V263H185ZM214 262H216V261H214ZM41 263H42V261H41ZM89 263L90 262L88 261V264ZM156 263H153V264H156ZM211 263H213V262H210L209 264H211ZM253 263H254V261H253ZM255 263L257 264V261ZM1 264H2V262H1ZM20 264H22V263H20ZM172 264H174V262ZM193 264H194V262H193ZM263 264H264V262H263Z\"/></svg>",
	"mask_w": 264,
	"mask_h": 264
},
{
	"label": "rangeland",
	"instance_id": "374dc122",
	"mask_svg": "<svg viewBox=\"0 0 264 264\" xmlns=\"http://www.w3.org/2000/svg\"><path fill=\"white\" fill-rule=\"evenodd\" d=\"M258 2V1H257ZM260 2V4L262 5L261 6V8L263 9L264 8V3L263 2H261V1H259ZM0 3H1V1H0ZM11 3V2H10ZM260 4H258L257 3V5H260ZM5 5H7V10L6 9H4V8H6V6ZM5 5H1L0 4V8H2L1 10H0V37H1V35H2V37H1V39L3 38V40H1L3 43H5V45L4 44H2V42L0 41V57H2V58H0V73H1V77H0V101H1V105H0V148H1V150H2V152L3 153H0V173H4V175L6 174V176L7 177H5L4 175L2 176V175H0V179L1 178H3L4 180H7V181H2L3 182V186H2V182H0V190L1 191H3V192H1L0 194V197L3 199V198H5V199H3V201L1 200V198H0V200H1V202H0V206L2 205V207H0L1 208V211H0V218H1V215H2V218H3V216H4V219H2L1 221H0V224L2 225V224H4V225H0V253H1V251H2V254H0V258H2V260L0 261V264H1V262H2V264H20V263H22V264H88V261L90 262L89 264H143L144 262V264H153V263H156V264H172L173 262H174V264L176 263V264H182L181 262H184V261H187V262H190L189 264H193V262H194V264H202L201 263V260L200 259H198V257L196 256V255H201V254H196V252H201L203 255H201L199 258H201L202 256H203V258H202V260H204L203 261V263L204 262H206L205 264H209L210 262H213V263H211V264H220L221 263V261L222 260H225V261H222V263L221 264H256L255 262L257 261V264H263V260H264V253L263 252H261V251H264V247H263V245H264V214H263V212H264V173H262V171L264 170V133H263V131H264V109H263V107H264V94H262V93H264V84H263V82H258V91H257V89H255V88H252L254 85H251V87H250V83H247V85H249V86H247L249 89L250 88H252V89H254V92L257 94H255L252 90H250V91H247V90H249V89H247V90H245V92L243 91V93L241 94V95H243V94H247V96L245 95V97H244V95L242 96V97H240V95L238 96V98L236 99V101L238 102V103H241L239 106H241L242 104H243V107H245V108H243V110L242 111H240V112H237V108H231V109H228V111H226L225 112V114L223 115V117H222V119L225 121V127H224V131L226 132V131H228V132H226V135H227V133L229 134V135H227L225 138H223V140H222V142L220 143L221 144V146H220V148L219 149H221V152H219V153H217V154H214L215 156H213V155H208L207 156V160H210V161H207V160H205L204 162L206 163V165H207V167L206 168H203L204 167V162H202L201 161V159H200V161L201 162H199V165H196V164H198V161L199 160H197V159H195V160H197L196 162H194L195 160H193L190 164H188L187 166H188V168L186 167V172H187V174H190L191 175V177L190 178H192V175H193V178L191 179V184H193V185H190L189 186V188H191L190 190H192L193 189V186H198V187H196V188H200L202 191H203V189H205V195H207V200H206V202H205V205H203L202 206V208H203V210H202V212H206L207 213V215H206V219H205V226H204V228H203V230L200 232V234L197 236V239L196 240H194V242H193V254H192V258H193V256H195V257H197V258H190L191 256H189V259L187 260V257H186V259H185V257H184V259H183V257H179L178 256V253H177V251H176V249H175V245H173V242L171 241V239H167L166 240V238H161L160 236H158L157 234H158V230H159V225H157V224H159L158 223V221L157 220H155V222H154V224H156V225H154V228H152V224H150V225H143L142 226V224L140 223V225H138V227H139V232H137L138 230V227L136 226V232H137V235H136V237L134 236V237H132L133 238V240L131 241V244H130V238H129V240L125 237L124 238V231H125V233H126V230L127 231H129V227L127 226L128 225V222H127V218L126 219H123V220H117V207L115 206L116 205V203H115V201L114 200H112L113 198H112V194H111V192H110V189H109V186H110V183H111V180L113 179V178H116L117 180H118V177H119V174H120V178H119V180H118V182H116L118 185H121L122 183L121 182H123V180H122V178L124 177V176H126V175H128V174H124V173H126L127 172V169H128V167H129V163L131 162L130 160H129V158H130V156L126 153V151L125 150H127V147H128V144L129 143H133L134 142V144H133V147H134V150H137V148H138V150L140 151V149L142 148V147H144L145 149H147V148H149L148 147V143H146V142H143V143H141V141H140V137L142 136V133H141V129H139L138 128V126L137 125H135L136 124V118H135V114H136V112H134V111H138V109H139V107H138V105H135V104H139L140 105V100H139V93L137 94L136 92H137V89H138V87H139V84H136V83H138V80H136V79H139L138 78V76H140V72L138 73V71L139 70H142V66L144 65L143 63H141V64H139V65H132L131 67H128L129 65L127 64V63H132V62H134V60H137L138 59V54H139V52H134V54H133V57L130 59V58H128L127 56L124 58L125 60H123V59H120L119 60V63H118V68H119V66H120V68L117 70V71H119V72H117L116 74H113L114 75V78H113V75L110 77H106L107 78V80H108V82H107V80H106V78L104 79V80H102V83H101V80H100V78L99 79H96V80H91V81H89L88 83H86V85H85V83H83V79L88 75L86 72H88V71H92L93 69H96V68H98V64H97V61H96V59H94V55L91 53V52H85V53H83L82 54V56L83 57H81V60H87V58H88V61H87V68L85 69V70H81L80 72H79V74H78V77H77V79L79 78V80H77L75 83H78V84H73L72 86H70L69 88H66L65 89V91H64V93L61 95V99H63L64 101H66V102H69L70 100H68L70 97H71V101L72 100H74L75 98L76 99H78V101L75 99L74 100V104H73V101H72V103H71V105L69 106L71 109H75V110H79V112H81L82 114H84V115H86L85 117L86 118H90V119H93L94 117H95V115L97 114V112H98V109L99 108H103L102 110H104L105 109V111H109L108 109H110L113 113H114V116L110 119V122H109V124H107V125H105V127L103 128V130L104 131H107L106 133H105V135H106V137H105V139L106 140H101V139H94V141L93 140H91L92 142H90V140H88V139H86V137H85V135L84 134H86V135H91L92 137H93V134H95V133H93L90 129H88L87 127H84V126H82V127H80V126H76L75 128H73V130L71 131V134H70V132L69 133H67V135L65 136V145L64 146H68V148L66 147V148H63V150L61 151V152H59V151H54V152H50V149L49 150H43V151H41V152H38V151H36V150H34L33 151V153H34V155L35 154H40V158L41 159H45V157H44V155H47V154H49V153H51V155H54L53 156V158H52V160L53 161H51V160H49V163L50 164H48V166H46L47 165V163L48 162H43L42 160H38V159H40V158H38L39 156H37V157H33V159L30 157V158H28V157H25L24 158V161H22L23 160V158L21 159V158H15V159H13L14 157H13V155H12V153H13V150H10V149H13V147H11L10 148V146H13V143H14V137L17 135V134H22V133H27L28 131H30L31 130V128H29L28 126H27V124H26V114H25V111H26V108H27V105H25L22 101H20V102H18L17 100H18V97H17V95H16V93H18L17 91L19 90V86L20 87H23L24 85H25V81H26V77H28L27 76V68H26V66H24L26 63H24V56H26L27 54H28V52L29 51H31V52H29V54L31 55V54H36V52H34V51H36V49H38V44H37V42L36 41H28V43L26 42V45L24 46V44H22V43H24V39H25V41H26V37H27V33L26 32H22V31H20V30H16V31H14V32H16V33H9V32H11V30H10V25L9 24H11L12 23V21H13V19H15L13 22H16V23H21L22 22V20L24 21V19L26 18V16L27 15H25V14H21L19 11H16L14 8H13V5H9V4H5ZM8 6H9V10H8ZM14 9V10H13ZM3 10V11H2ZM8 11V12H7ZM263 12H264V9L262 10ZM11 12V13H10ZM21 16V17H20ZM12 17V21L10 20L9 21V19ZM22 17H24L23 19H22ZM28 17V16H27ZM19 21V22H18ZM9 25V26H8ZM5 28H8V29H5ZM257 28H258V30L260 29V31L259 32H263V30L264 29H261L259 26H257V27H255V32L257 31ZM7 30H10V31H8L7 32ZM253 30V29H252ZM5 31H6V33H5ZM254 31V30H253ZM3 32V33H2ZM19 32V33H18ZM22 32V33H21ZM18 33V37L16 38L15 37V35L14 34H17ZM23 34V33H26V36L25 37H23L21 34ZM20 34V35H19ZM8 35V36H7ZM12 36V38H13V40H12V38H11V36ZM8 37H9V40H7L8 39ZM15 37V38H14ZM24 39H23V38ZM11 38V39H10ZM20 38H22V39H20ZM14 39H16L15 40V44L14 43H11L12 41L14 42ZM12 40V41H11ZM20 40V41H19ZM21 40L23 41L22 43H21ZM34 42V43H33ZM9 43L11 44V46L9 45ZM20 44V45H18V44ZM33 43V44H32ZM12 44H14V45H12ZM21 44L25 47V48H27V47H29V48H27V49H22L21 50V48H23V46L21 47ZM36 46H35V45ZM10 46L11 47V49H13L12 50V52L15 50V48L14 47H16L17 45V47H16V52H13V53H15V54H13L12 56H11V49H10V47L8 48V46ZM38 45V46H37ZM12 46H13V48H12ZM31 46V47H30ZM19 50H18V49ZM31 48V49H30ZM34 48V49H33ZM10 49V50H9ZM26 50L28 51V52H26ZM25 51L26 52V54H25V52H24V54H23V52ZM6 52V53H5ZM18 52V53H17ZM20 52V53H19ZM3 53H4V55H3ZM16 53L18 54V55H16ZM136 53V54H135ZM138 53V54H137ZM6 54V55H5ZM19 54H21V55H19ZM23 54V55H22ZM91 54V55H90ZM149 53H147V55H148ZM16 55V56H15ZM74 55V56H73ZM7 56H8V59H7ZM75 54H72L71 56H69L68 58H65L64 60H62V62H63V64L64 65H67L68 63H72L73 62V60L71 61V59H74L75 58ZM86 56V57H85ZM88 56V57H87ZM137 57V59H135L136 57ZM9 57H10V59H9ZM11 57H15L14 59L13 58H11ZM20 57H21V61L23 62H18L17 63V61H18V58H19V60H20ZM71 57V58H70ZM135 57V58H134ZM84 58V59H83ZM93 58V59H92ZM128 58V62H126V59ZM134 58V59H133ZM17 59V60H16ZM68 59H69V61H68ZM89 59H90V61H89ZM13 60V61H12ZM15 60H16V62H15ZM130 60V61H129ZM5 61V63H3ZM65 61H67V62H65ZM6 62H8V63H6ZM65 62V63H64ZM81 62H84V61H81ZM121 62H123V64L121 63ZM13 65H12V64ZM20 63V64H19ZM86 63V62H85ZM92 63H94L93 65H92ZM126 63V65H124ZM14 64H15V66H14ZM24 64V65H23ZM89 64V65H88ZM120 64V65H119ZM143 64V65H142ZM6 65V66H5ZM9 65V66H8ZM19 65H20V69H19ZM92 65V66H91ZM95 65V66H94ZM124 65V66H123ZM1 66H2V68H3V70H2V68H1ZM12 66H14V67H16V68H14V67H12ZM21 66H23V67H21ZM126 66V67H125ZM12 69V70H10V68ZM8 68V69H7ZM18 68V69H17ZM26 70H25V69ZM123 68V69H122ZM135 68V69H134ZM136 68H138V69H136ZM141 68V69H140ZM5 69H7V71H11V73H8ZM17 69V70H16ZM124 70V71H122V70ZM134 69V70H133ZM16 70V71H15ZM107 70H108V68L107 69H105V72L107 73ZM122 72H121V71ZM25 71H26V73H25ZM86 71V72H85ZM130 71V72H129ZM134 71V72H133ZM135 71H137L136 73H137V75H136V73H135ZM14 72V73H13ZM17 72H19V73H17ZM127 72V73H126ZM120 74V76H119V74ZM126 73V74H125ZM21 74L24 76L25 74V78H24V80H22V78H23V76H21ZM130 74H132V75H130ZM19 75V77H17ZM83 75H84V78H83ZM117 77H116V76ZM10 76V77H9ZM11 76H14L13 78L11 77ZM17 78H16V77ZM82 76V77H81ZM123 76V77H122ZM128 76V78H125V77H127ZM134 78H133V77ZM136 76V77H135ZM5 78L4 79V85L3 86H5V87H3L2 86V78ZM10 79H9V78ZM122 77V78H121ZM14 78H16V79H14ZM21 80H19V79ZM110 78V79H109ZM113 80H112V79ZM117 78L120 80H124L125 81V79H126V81L125 82H121V80L119 81V80H117ZM125 78V79H124ZM2 79V80H1ZM9 81V83H8V81ZM14 80V81H13ZM19 80V81H18ZM80 80L82 81L81 83H80ZM99 80V81H98ZM96 81V82H95ZM106 81V84L104 83ZM11 82V83H10ZM14 82V83H13ZM15 82H17L16 84V86H15ZM18 82L20 83V85L18 84ZM101 84H100V83ZM113 82V83H112ZM132 82H134V83H132ZM5 83H7V84H5ZM24 83V84H23ZM111 83H112V85H111ZM117 83V84H116ZM120 83V84H119ZM127 83V84H126ZM130 83V86L128 85ZM9 84H11V85H9ZM82 84H83V86H82ZM90 84H92V85H90ZM252 84V83H251ZM254 84V83H253ZM6 85H8V87L10 88V90H9V88H7L8 89V91H7V89H6ZM12 85H14V86H12ZM19 85V86H18ZM26 85H28V84H26ZM25 85V87L22 89V88H20V89H22L23 91H24V95H25V93L27 92L29 95H31V94H33V93H31L30 94V89H31V87H27ZM98 85V86H97ZM101 85V86H100ZM112 87V89H111V91L113 92V93H110L111 91L109 90V91H106L105 90V87ZM108 85V86H107ZM120 87H119V86ZM97 86V87H96ZM12 87V88H11ZM76 89H75V88ZM127 87V88H126ZM261 87H262V89H261ZM5 89V91H4V89ZM17 88H18V90H17ZM78 88H80V89H78ZM87 88V89H86ZM89 88V89H88ZM104 88V89H103ZM24 89H26V90H24ZM28 89V90H27ZM95 89V90H94ZM117 89V90H116ZM121 89V90H120ZM123 89V90H122ZM13 90H14V92H13ZM15 90H17V91H15ZM77 90H79L78 92H75V91H77ZM96 90H97V92H96ZM120 90V91H119ZM128 90V91H127ZM262 90V93L260 92ZM8 93H7V92ZM10 91L12 92L11 94H10ZM95 91V93H98V94H96V97H95V94L93 93V92ZM114 91H117V92H114ZM131 92V93H128V92ZM16 92V93H15ZM68 92V93H67ZM133 92H134V94H133ZM250 92V93H249ZM258 92H259V94H258ZM6 93V94H5ZM15 93V94H14ZM27 93H26V96H27ZM87 93V94H86ZM103 93V94H102ZM104 93H106V94H104ZM117 93V94H116ZM72 94V95H71ZM94 94V95H93ZM101 94V95H100ZM125 94V96H123ZM251 94V96L249 97V95ZM252 94H254V95H252ZM3 95V96H2ZM11 95V96H10ZM28 95V96H29ZM71 95V96H70ZM82 95H84V96H82ZM87 95V96H86ZM91 95H93V97L91 96ZM99 95V96H98ZM102 95H104V96H102ZM107 95V96H106ZM110 95V96H109ZM129 95V96H128ZM256 95V96H255ZM2 96V97H1ZM7 96V97H6ZM8 96H10V97H8ZM65 96V97H64ZM67 96H69L68 98H67ZM77 96V97H76ZM90 96H91V98H90ZM73 97V98H72ZM75 97V98H74ZM85 97V98H84ZM95 97V98H94ZM101 97V98H100ZM121 97V98H120ZM240 97V98H239ZM254 97V98H253ZM260 97H262V98H260ZM65 98V99H64ZM82 98V99H81ZM87 98H89V100L87 99ZM110 98V99H109ZM249 100H248V99ZM257 98V99H256ZM17 99V100H16ZM80 99V100H79ZM86 99H87V102H86ZM101 99V100H100ZM105 99H106V101H105ZM115 99V100H114ZM117 99H120V100H117ZM68 100V101H67ZM81 100H83V101H81ZM94 100H95V102H94ZM99 100V101H98ZM252 100V101H251ZM77 101V102H76ZM93 101V102H92ZM99 103H98V102ZM102 101H103V103H102ZM116 103H115V102ZM245 101V102H244ZM4 102V103H3ZM10 102V103H9ZM80 102V103H79ZM83 102H86L85 103V105H84V103ZM109 102L112 104H109ZM132 102H133V104H132ZM166 102V101H165ZM246 102H248V103H246ZM18 103H20V104H18ZM24 104L23 106H20V105H22V104ZM83 103V104H82ZM95 103V104H94ZM102 103V104H101ZM114 103V104H113ZM167 103V102H166ZM259 103V104H258ZM4 104H5V106H4ZM11 106H10V105ZM76 104V105H75ZM108 104V105H107ZM117 106H116V105ZM169 104V103H168ZM4 106V108H3V106ZM73 105V106H72ZM102 105V106H101ZM111 105V106H110ZM115 105V106H114ZM135 105V106H134ZM18 106V107H17ZM78 106V107H77ZM83 106V107H82ZM99 106V107H98ZM127 106V107H126ZM9 107V108H8ZM25 108V110L23 111L22 109L23 108ZM74 107V108H73ZM80 107V108H79ZM84 108V109H82V108ZM93 107V108H92ZM97 107V108H96ZM114 107H115V109H114ZM120 107H122V108H120ZM79 108V109H78ZM130 108V109H129ZM131 108H132V111H131ZM134 108H136V109H134ZM259 109H262V110H260L259 112H258V110ZM117 109V110H116ZM122 109V110H121ZM134 109V110H133ZM89 110V111H88ZM128 110V111H127ZM240 110V109H239ZM238 110V111H239ZM23 111V112H22ZM95 111V112H94ZM115 111V112H114ZM119 111V112H118ZM122 111V112H121ZM125 111H126V113H125ZM129 111H131V112H129ZM176 111H177V114H173V113H176ZM179 111L180 110H178V109H175V110H169L168 112H169V116L173 119V122H174V125L169 129V131H171V132H173V133H171V134H175L174 136L173 135H171V136H173V139H175V140H180V141H182V140H185L186 138H187V136H189L188 134V131H180V132H178L179 130H176V129H178L179 127H178V125L180 126V124H181V121L180 120H178V119H180L181 117H182V113L180 112V114H179ZM246 111V113H244ZM249 111H252V113H249ZM121 112V113H120ZM133 112V113H132ZM171 112H173V113H171ZM262 112V113H261ZM80 113V114H81ZM119 113V114H118ZM123 113H125V114H130V116L131 115H133L132 116V118L131 117H129V115H128V117H127V115L125 116V114H123ZM132 113V114H131ZM171 113V114H170ZM237 113V115H238V119L240 118H242V120H238V121H236L234 124L232 123V125L229 123V121H227V119H229L232 115H235ZM247 113H249V114H247ZM90 114V115H89ZM115 114H116V116H115ZM121 114V115H120ZM174 116H173V115ZM230 114V115H229ZM89 115V116H88ZM92 115H93V117H92ZM118 115V116H117ZM177 115V116H176ZM243 115V116H242ZM251 115V116H250ZM120 116V117H119ZM247 116V117H246ZM20 117V119H21V124H19L20 123V119L18 120V118ZM22 117H23V119H22ZM24 118H25V121H24ZM117 118H119V119H117ZM125 118V119H124ZM128 118V119H127ZM131 118V119H130ZM116 119V120H115ZM122 120V121H119V120ZM124 119V120H123ZM129 119L131 120V121H129ZM133 119H135V120H133ZM177 119V120H176ZM246 119H247V121H246ZM18 120V121H17ZM175 120H176V122H175ZM14 121V122H13ZM242 121V122H241ZM10 122V123H9ZM115 122V123H114ZM242 124L241 126H243V127H241V126H239L240 124ZM255 124H254V123ZM259 122V123H258ZM180 123V124H179ZM3 124V125H2ZM25 124V125H24ZM115 124V125H114ZM118 124H120V125H118ZM245 124V125H244ZM247 124V125H246ZM230 125H231V127H230ZM249 125V126H248ZM253 125V126H252ZM112 128H111V127ZM134 126H137V128L136 127H134ZM245 126V127H244ZM248 126V127H247ZM258 126V129L256 128ZM23 129H22V128ZM116 127H118V128H116ZM239 129V131H237V132H239V133H237V132H234V131H236L237 130V128ZM251 127V128H250ZM27 128V129H26ZM29 128V129H28ZM78 128V129H77ZM83 130H82V129ZM131 129V128H134V129H131V131L129 130V132H128V129ZM232 128V129H231ZM246 128V129H245ZM253 128H255L258 132H261V133H259L258 134V132H256V131H254L255 129H253ZM263 128V129H262ZM37 129V128H36ZM75 129H77V131L75 130ZM87 129V131H85ZM123 129V130H122ZM138 129H139V131H138ZM244 129V130H243ZM253 129V130H252ZM19 130H20V132H19ZM88 130H90V131H88ZM110 132H109V131ZM120 130V131H119ZM126 130V131H125ZM133 130V131H132ZM234 130V131H233ZM243 130V131H242ZM247 130V131H246ZM249 130H250V132H249ZM251 130H252V132H251ZM18 131V132H17ZM76 131V132H75ZM177 131V132H176ZM223 131V132H224ZM235 133H233V132ZM240 131H242V132H244L243 133V135L240 133ZM8 132V133H7ZM16 132V133H15ZM84 132V133H83ZM89 132H91V133H89ZM124 132V133H123ZM133 132V133H135V135L133 136L131 133ZM175 132V133H174ZM222 132V133H223ZM10 133H12V134H10ZM15 134V136H13L14 134ZM77 133H79V134H77ZM82 133V134H81ZM110 133V134H109ZM112 133H114V134H112ZM120 135H119V134ZM123 134V137H122V134ZM139 133V134H138ZM178 133H179V136L181 137H179L178 136ZM188 133V134H187ZM236 133L239 135H236ZM263 133V134H262ZM4 134V135H3ZM125 134H127V135H132L131 136V139H129L130 138V135L126 138V135ZM138 134V135H137ZM240 134H241V136H240ZM246 134V135H245ZM252 134H254V135H252ZM7 135H8V137H7ZM104 135V136H105ZM109 135V136H108ZM178 137H177V136ZM236 135V136H235ZM11 136H12V141L13 142H11V141H9V140H11ZM114 136V137H113ZM116 136H117V138H116ZM175 136H176V138H175ZM186 136V137H185ZM253 136V137H252ZM257 136V137H256ZM260 136V137H259ZM7 137V138H6ZM9 137H10V139H9ZM75 137H77V139L75 140ZM85 139V141H83V138ZM113 137V138H112ZM184 137H185V139H184ZM256 137V138H255ZM4 138V139H3ZM7 139V141H9V142H7V141H5L4 142V140H6ZM70 138V139H69ZM73 138H74V140H73ZM80 138H81V140H80ZM126 138V139H125ZM135 138V139H134ZM136 138H137V140H136ZM245 138V139H244ZM9 139V140H8ZM71 139H72V141L74 142V143H70V141H71ZM79 139V141H78V143H79V145H78V143H77V140ZM117 139V140H116ZM118 139H119V141H118ZM128 140V143H127V141H125V140ZM233 139V140H232ZM236 139V140H235ZM1 140H2V143H1ZM68 140V141H67ZM70 140V141H69ZM95 140H97V141H95ZM113 140V141H112ZM121 140H123V141H121ZM135 140V141H134ZM226 140V141H225ZM235 140V141H234ZM253 140H256V143L253 141ZM89 141V142H88ZM106 141V142H105ZM120 143V141H121V144L124 142V144H122V146H120L121 147V149L120 148H118L119 147V145H121V144H118L117 145V143L118 142ZM129 141H131V142H129ZM138 141H140V143L138 142ZM238 141H240V142H238ZM54 142H56V141H53V142H51V144H54ZM115 142V143H114ZM232 142V143H231ZM237 142V143H236ZM3 143H5L4 145H6V149H5V146L3 145ZM10 143V144H9ZM85 143V144H84ZM88 143V144H87ZM95 143H96V146H95ZM101 143H103V144H101ZM106 143V144H105ZM228 143V144H227ZM235 143V144H234ZM239 143H240V145H239ZM252 143V144H251ZM259 143V144H258ZM12 144V145H11ZM70 144V145H69ZM82 144V145H81ZM89 144H92L91 146H89ZM187 144V143H186ZM223 144V145H222ZM247 144V145H246ZM71 145H72V147H71ZM76 145V146H75ZM78 145V146H77ZM83 145H85L84 147H83ZM113 147H112V146ZM139 145V146H138ZM225 145V146H224ZM237 145V146H236ZM242 145V146H241ZM246 145V146H245ZM8 146H9V150L10 151H8ZM89 146V147H88ZM146 146H147V148H146ZM187 146V145H186ZM233 148H232V147ZM235 146V147H234ZM239 146H240V149H239ZM244 146V147H243ZM250 146V147H249ZM257 146H258V148H257ZM78 147V148H77ZM82 147H83V149H82ZM92 149H91V148ZM96 147V148H95ZM100 147V148H99ZM135 147H136V149H135ZM163 148H164V150L166 149H168L169 148V144H164L163 146H162ZM222 147H224V149L222 148ZM227 147V148H226ZM229 147H230V149H229ZM243 147V150L241 149ZM261 147H262V149H261ZM88 148H89V150H88ZM117 148V149H116ZM126 148V149H125ZM129 148V147H128ZM232 148V149H231ZM74 149V150H73ZM101 149V150H100ZM104 149V150H103ZM143 149V148H142ZM141 149V151H143ZM245 149H246V151H245ZM260 149V150H259ZM4 150V151H3ZM8 151V152H6V151ZM99 150V151H98ZM103 150V151H102ZM109 150V151H108ZM151 151H153V153L155 152L154 150H156L157 152H155V154H157L158 153V151H159V149L157 150V147H154V148H151L150 149ZM149 150V151H150ZM223 150V151H222ZM229 150V151H228ZM248 150V151H247ZM49 151V152H48ZM84 151V152H83ZM86 151V152H85ZM87 151H89V152H87ZM124 151V152H123ZM220 151V150H219ZM225 151V152H224ZM230 151H232V152H230ZM1 152V151H0ZM61 153V154H59V153ZM77 152V153H76ZM97 152V153H96ZM110 152H114L115 153V155L111 158V159H109V161H108V159H105V160H103L105 163L107 162H109L108 164L111 166L110 168H108L109 167V165L106 163V165L103 163V168H104V170H106L105 172H104V175L106 174V175H108V176H106V183H105V179L103 180L104 181V183L106 184H104V183H102V189L101 188H97V189H100V190H97V192H96V194L100 191V193H103L104 194V190H105V196H107V198L102 194H100V193H98L97 195H101L102 197H97V198H99V201H101V203L100 204H102L103 202V205H101V207L102 208H100V205H99V203L97 202V206L96 207H94L95 205V203L94 202H91L92 200L91 199H89V197H83V198H81L80 199V201H79V198H80V196L81 195H79V194H81V191H79V190H81V188L80 187H83V186H80V184L82 185L84 182H85V179L82 181L81 180V182H80V179H81V177L80 176H82V175H80V174H82V170H81V167H83V166H90L89 164H91V168H93V167H95L94 166V164L95 165H97V157L96 156H98L99 154H101V155H103V154H106V153H110ZM240 152V153H239ZM243 152V153H242ZM253 152V153H252ZM25 153H26V156H27V154H29L30 153V151L28 150V149H25ZM24 153V154H25ZM43 153V154H42ZM76 154V155H74V154ZM84 155H83V154ZM118 153V154H117ZM222 153V154H221ZM230 153H232L233 154V156H232V154H230ZM237 153V154H236ZM245 153V154H244ZM248 153H249V155H248ZM10 154V156L8 157V155ZM59 154V155H58ZM63 154H64V158H63ZM73 154V156L72 157H74V159H73V161H71L72 159L70 158L71 157V155ZM80 154V155H79ZM93 154H94V156H93ZM122 154V155H121ZM126 154H127V156H128V159H127V156H126ZM221 155V157H222V155L224 154L225 156H223L222 158L223 159H221V158H218V157H220V155ZM231 155V159H229L230 158V155ZM240 154H241V156H240ZM246 154L248 155V157L246 156ZM263 154V155H262ZM56 155H57V157H56ZM82 155V156H81ZM116 155H117V157H116ZM126 157H125V156ZM217 155H218V157H217ZM236 155H237V157H238V159H240V160H238L237 159V157H236ZM239 155V156H238ZM242 155L245 157V159H243V157H242ZM252 155V156H251ZM11 156H12V159H11ZM78 156H80V157H78ZM84 156V157H83ZM211 156H213V157H211ZM60 157V158H59ZM67 157V158H66ZM78 157V158H77ZM90 157V158H89ZM91 157H93V158H91ZM121 157V158H120ZM211 159H210V158ZM215 157V158H214ZM226 158V161H224L225 160V158ZM229 157V158H228ZM240 157H242V159L240 158ZM248 159H247V158ZM256 157H258V158H256ZM8 158H9V160H8ZM61 159V160H59V159ZM80 158V159H79ZM89 158V159H88ZM94 158H96V159H94ZM122 158H125V160L127 161V162H123L124 160L122 159ZM200 158H201V156H200ZM213 158V159H212ZM217 158V159H216ZM234 158V159H233ZM260 158V159H259ZM27 159V160H26ZM64 159V160H63ZM78 159H79V161H78ZM87 161H86V160ZM115 159V160H114ZM117 159V160H116ZM219 159H221V160H219ZM260 161H259V160ZM263 159V160H262ZM29 160V161H28ZM33 160V161H32ZM67 162H66V161ZM83 162L84 160V162L82 163L81 161ZM233 160V161H232ZM262 160V161H261ZM9 161H12V162H10L11 163V165L9 166ZM13 161H15V162H13ZM20 161V162H19ZM34 161H35V163L38 165V166H36V164L34 165ZM59 161V162H58ZM61 161V162H60ZM90 161V162H89ZM94 161H96V162H94ZM115 161H116V163H115ZM118 161V162H117ZM259 161V162H258ZM26 162V163H25ZM32 162V163H31ZM58 162V163H57ZM64 162V163H63ZM71 162H72V164H71ZM74 162V163H73ZM81 162V164L79 165V163ZM123 162V163H122ZM220 162V163H219ZM226 162V163H225ZM228 162H229V164H228ZM251 162V163H250ZM256 162H257V164H256ZM41 163H42V165H41ZM45 163V164H44ZM53 163V164H52ZM56 165H55V164ZM60 163H61V166L62 165H67V166H62V167H59V168H57L58 166H60ZM75 163H76V166L77 165H79V166H77L78 168L80 167V170L75 166ZM84 163H85V165H84ZM93 163V164H92ZM127 163V164H126ZM214 163H216V164H214ZM219 163V164H218ZM224 163V164H223ZM233 163H235L234 165H233ZM263 163V164H262ZM57 164H58V166H57ZM88 164V165H87ZM210 164V165H209ZM222 164V165H221ZM227 164V165H226ZM249 164H251V165H249ZM253 164H256L257 166L256 167H258V168H256L255 167V165H253ZM8 165V166H7ZM18 165V166H17ZM21 165V166H20ZM51 165H52V168H53V170H52V168H51ZM54 165V166H53ZM104 165H105V167H104ZM112 165H114V167L112 166ZM119 165V167H117ZM128 166V167H126V166ZM219 165V166H218ZM240 165V166H239ZM242 165H243V167H242ZM33 166V167H32ZM42 166V167H41ZM69 166V167H68ZM73 166V167H72ZM108 166V167H107ZM124 166V167H123ZM192 166V167H191ZM198 166H199V168H201L200 166H202V168L201 169H203V170H201V169H199L198 168ZM209 166V167H208ZM212 166H214V167H212ZM222 168H221V167ZM227 166V167H226ZM6 167V168H5ZM8 167V168H7ZM74 167H76V169L74 168ZM235 167H236V169H235ZM238 167V168H237ZM247 167V168H246ZM253 167V168H252ZM263 167V168H262ZM2 168H4L3 170H2ZM21 169V171H20V169ZM55 168H57V169H55ZM62 168H67V170L66 169H62ZM71 169L70 171H69V169ZM73 168V169H72ZM96 168H97V166H96ZM107 168V169H106ZM117 168H118V170H117ZM120 168H121V170H120ZM125 168H126V170H125ZM213 168V169H212ZM229 168V169H228ZM232 168H233V170H232ZM243 168V169H242ZM252 168V169H251ZM7 169V170H6ZM19 169V170H18ZM36 169V170H35ZM62 169V171H64V172H61L60 170ZM77 170L78 172H76L75 173V170ZM94 169V168H93ZM189 169V170H188ZM194 169H195V171H194ZM197 169H199V170H197ZM226 169V170H225ZM227 169H228V171H227ZM235 169V170H234ZM241 169V170H240ZM246 169V170H245ZM250 169V170H249ZM256 169H258V170H256ZM5 170V171H4ZM34 170V171H33ZM48 170H49V173H51V174H49L48 173ZM59 172H58V171ZM66 170V171H65ZM74 170V173H72V171ZM110 170V171H109ZM116 170V171H115ZM197 170V171H196ZM204 170H205V172H204ZM237 170V171H236ZM244 170V171H243ZM256 172H255V171ZM261 170V171H260ZM3 171V172H2ZM30 171V172H29ZM35 171H36V173H35ZM57 171V172H56ZM113 171H114V173L117 175H115V174H113ZM117 171H118V173H117ZM190 171V172H189ZM194 171V172H193ZM203 173H202V172ZM235 171V172H234ZM260 171V172H259ZM6 172H8V173H6ZM17 172V173H16ZM33 172H34V174H33ZM42 172V173H41ZM65 172H68V173H71V176L69 177V176H67L68 175V173H67V175H66V173ZM79 172H81L80 174H79ZM112 172V173H111ZM121 172V173H120ZM124 172V173H123ZM192 172V173H191ZM195 172H197V174L195 173ZM223 172H225L226 173V175H227V178H226V175H225V173H223ZM229 172V173H228ZM237 172V173H236ZM241 172V173H240ZM242 172H243V174H242ZM249 172V173H248ZM255 172V173H254ZM259 172V173H258ZM264 172V171H263ZM14 173V174H13ZM30 173H31V175H30ZM46 174V177H45V174ZM56 173H58V175L56 174ZM63 173V174H62ZM113 175V176H111V174ZM122 173L124 174V175H122ZM194 173V174H193ZM203 175H202V174ZM205 173V174H204ZM223 173V174H222ZM232 173V174H231ZM238 173H240L241 174V176L242 177H240L239 176V174ZM260 173H261V175H260ZM37 175V177H36V175ZM44 174V175H43ZM48 174V175H47ZM56 174V175H55ZM64 175L65 177H61L62 175ZM77 174V175H76ZM199 174V175H198ZM201 174V175H200ZM229 174V175H228ZM248 174V175H247ZM8 175H9V177H8ZM32 175H33V178L34 179H32ZM50 175H52V176H54L53 178H51L52 176H50ZM61 175V176H60ZM70 175V174H69ZM115 175V176H114ZM195 175V176H194ZM237 177H236V176ZM247 175V176H246ZM258 175H260V178L259 177H257ZM18 178H17V177ZM57 176V177H56ZM58 176H60L61 177V179H66L67 177H69L68 179L69 180H71V183H72V179H74V178H76L75 179V182L78 180L77 179V177L79 176V182H78V184H79V188H77V185L75 184V183H72V184H75V185H72V188L71 189H69V186L66 188L67 190H68V192H67V190L66 189H64L65 188V186H64V181L63 180H61L60 179V177H58ZM77 176V177H76ZM110 176L112 177V178H110ZM121 176H123V177H121ZM199 176H200V178H199ZM202 176H204V177H202ZM11 177H12V179H11ZM35 177H36V180H35ZM40 177V178H39ZM45 177V178H44ZM110 178V181H109V178ZM197 178V184H196V182L195 181H192V180H194V178ZM210 177V178H209ZM219 177V178H218ZM220 177H221V179H220ZM234 177V178H233ZM245 177H246V179H245ZM257 177V178H256ZM7 178V179H6ZM20 178V179H19ZM31 178V179H30ZM49 178H50V181H49ZM56 178V179H55ZM71 178V179H70ZM196 178H195V180H196ZM239 178H240V180H239ZM242 178L245 180V181H242ZM259 178V179H258ZM15 179H16V181H15ZM23 179H25V180H23ZM48 179V180H47ZM53 179V180H52ZM59 179V180H58ZM201 181V183H202V185L199 183V180ZM214 179V180H213ZM224 179H226L227 181H225L224 182ZM237 179V180H236ZM2 180V179H1ZM0 180V181H1ZM30 180V181H29ZM32 180H34V181H32ZM47 180V181H46ZM52 180V181H51ZM215 181V183H213V181ZM217 180V181H216ZM229 180V181H228ZM230 180H232V182L230 181ZM20 181V182H19ZM25 181V182H24ZM27 181H29V182H27ZM55 181H57V183H60V184H58V186H57V183L55 182ZM259 183H258V182ZM5 182V183H4ZM10 182H11V184H10ZM16 182H17V184H16ZM24 182V183H23ZM33 182V183H32ZM46 182V183H45ZM51 182V183H50ZM74 182V181H73ZM109 182V183H108ZM192 182H194V183H192ZM207 182V183H206ZM218 182V183H217ZM222 182V183H221ZM235 182V183H234ZM242 182V183H241ZM256 182V183H255ZM13 183H15V184H13ZM40 183V184H39ZM45 183V184H44ZM56 183V184H55ZM204 183V184H203ZM230 183H231V185H230ZM240 183L242 184L241 185V187L239 186L240 185ZM20 184V185H19ZM31 184H33L32 185V187H31ZM42 184V185H41ZM48 184H49V186H48ZM54 185V186H51V185ZM109 184V185H108ZM234 184V185H233ZM244 184V185H243ZM6 185V186H5ZM13 185V186H12ZM24 185V186H27V187H29L28 189H27V187H22V186ZM29 185V186H28ZM44 185V186H43ZM104 185V186H103ZM204 185V186H203ZM207 185V186H206ZM215 185V186H214ZM227 185V186H226ZM2 186V187H1ZM15 186V187H14ZM19 186H21L23 189L21 190V187H20V189H19ZM34 186V187H33ZM35 186H36V188H35ZM41 186V187H40ZM47 186V187H46ZM62 186V187H61ZM74 186V187H73ZM76 186V187H75ZM168 186H170V187H172L170 184L168 185ZM203 186V187H202ZM56 187H58L59 189H60V187H61V189L59 190L58 188H56ZM205 187V188H204ZM210 187V188H209ZM228 187V188H227ZM232 187V188H231ZM2 188H5V189H3L2 190ZM18 188V189H17ZM50 188H51V190H50ZM73 188H75V190L73 189ZM84 188V187H83ZM82 188V189H83ZM217 188V189H216ZM220 190H219V189ZM237 188H238V190H237ZM248 188V189H247ZM14 189H16L17 191L15 192V190ZM26 189H27V191H26ZM32 189H34V190H32ZM41 189V190H40ZM54 190V192H53V190ZM57 189V190H56ZM195 189V188H194ZM193 189V190H194ZM209 189H210V192H209ZM214 189H216V190H214ZM224 189V190H223ZM228 189V190H227ZM229 189H230V191H229ZM233 189H235V191L233 190ZM29 190H30V192H29ZM36 190V191H35ZM42 190H44V191H42ZM55 190L57 191V192H55ZM64 190V191H63ZM71 190H73V191H71ZM103 190V191H102ZM109 190V191H108ZM214 190V191H213ZM227 190V192H228V194L227 193H223L224 191H226ZM259 190V191H258ZM13 191V192H12ZM31 191H32V193H31ZM34 191V192H33ZM41 191V193L43 192V193H45L44 195L43 194H41V193H39V195H38V192H40ZM61 191H63V192H61ZM79 191V192H78ZM107 191V192H106ZM166 192H168V190H165ZM221 191V192H220ZM234 191V192H233ZM237 191V192H236ZM46 192H47V194H46ZM69 192H71V194L69 193ZM165 192V193H166ZM213 192H215V193H213ZM246 192V193H245ZM4 193V194H3ZM12 193V195H10ZM25 193H26V195H25ZM28 193V194H27ZM31 193V194H30ZM37 195H36V194ZM49 193V194H48ZM50 193H51V195H50ZM59 193H60V195H59ZM64 193V194H63ZM202 193V192H201ZM210 193V194H209ZM220 193V194H219ZM223 193V194H222ZM232 195H231V194ZM235 195H234V194ZM261 193H263L262 194V196L260 195ZM6 194H9V196L8 195H6ZM53 194H54V196H53ZM65 194H69L68 196L66 195L65 196ZM110 194V195H109ZM219 194V195H218ZM227 194V195H226ZM3 195H5V196H3ZM21 195H23V196H21ZM30 195V196H29ZM49 195V196H48ZM57 195V196H56ZM62 195V196H61ZM72 195V196H71ZM201 195V194H200ZM227 197V199H226V197ZM13 196V197H12ZM31 196H33V197H35V198H33V199H27V197L28 198H31ZM43 196V197H42ZM46 196V197H45ZM59 196H61V197H59ZM211 196H213V198L211 197ZM235 198H234V197ZM261 196V197H260ZM24 197V198H23ZM26 197V198H25ZM44 197H45V200H44ZM51 198V200H50V198H49V200L48 199H46V198ZM53 197H54V199H53ZM59 197V198H58ZM69 199H71V202H69V201H67V199L68 198ZM103 197H104V199L105 200H103ZM110 197L112 198V199H110ZM210 197V198H209ZM225 197V198H224ZM228 197H230V198H228ZM234 198L233 199V204L231 205V202H229L230 200H232V198ZM36 198H38V199H36ZM40 198H43V200H41ZM65 198V199H64ZM74 198V199H73ZM101 198V199H100ZM208 198L211 200H209L208 201ZM223 198V199H222ZM240 198V199H239ZM8 199V200H7ZM10 199V200H9ZM55 199H59V200H57V206H58V203H60L59 204V207H57L56 206V202H55ZM77 199V200H76ZM83 199V200H82ZM107 199V200H106ZM225 199H226V201H225ZM4 200H6V201H8V202H4ZM26 200V201H25ZM32 200V201H31ZM41 200V201H43L44 202V204H45V206H44V204H43V206L41 205L40 207L38 206V205H40L41 204V202H39V201ZM52 200H54V201H52ZM74 200V201H73ZM87 200H89L90 202L88 203V201ZM235 200V201H234ZM34 201V202H33ZM36 201V202H35ZM46 201V202H45ZM47 201H51V202H55V204L53 205L51 202H48L47 203ZM61 201V202H60ZM74 202V206L72 205L73 204V202ZM85 202L87 205L86 206H89V207H86L85 206V203L83 204H79V203H81V202ZM87 201V202H86ZM103 201V202H102ZM112 201V202H111ZM223 201V202H222ZM4 202V203H3ZM30 202H32V203H30ZM64 202H65V205H66V203H67V205H66V207H64ZM79 202V203H78ZM8 205L9 203H11V204H9L8 206H10V207H8V206H5L6 204ZM34 203V204H33ZM36 203H39L38 205L36 204ZM46 203L48 204L47 206H49V203H50V207H51V205H52V207L51 208H54V209H52L53 211H55V207H56V209H60V208H62V203H63V207L64 208H68V211L65 209H61V210H59L60 212H61V214L59 213V214H57L58 213V210H56V212H53L54 213V215H56L57 216V218H56V216H55V219H53V221H55L54 223L55 224H53V226H52V223H53V221L51 220V216H48V215H52V218H54V215H53V213L51 214V208L50 209H47L48 207L46 206ZM72 203V204H71ZM77 203H78V206H77ZM93 203V204H92ZM107 203H109V204H107ZM230 203V204H229ZM5 204V205H4ZM26 206H25V205ZM68 204H70L71 205V207H73V208H71ZM76 204V205H75ZM212 204V205H211ZM31 205V206H30ZM35 205V206H34ZM85 206L86 208H84V207H82V206ZM91 205H93V207L91 206ZM109 205H111L112 207H114V208H112L111 206V210H110V208H109ZM224 205V206H223ZM226 205V206H225ZM227 205H228V207L229 208H227ZM231 205V206H230ZM28 206V207H27ZM30 206V207H29ZM79 206H80V208H79ZM108 207V211H107V207ZM209 206V207H208ZM260 206H261V208H260ZM4 207H8V208H10V209H6V208H4ZM27 207V208H26ZM34 207H37V208H43L44 209V207H45V210H44V212H43V209H37V208H35L34 209ZM47 207V208H46ZM70 207V208H69ZM76 207H77V209H76ZM205 207H207V208H205ZM219 207V208H218ZM4 208V209H3ZM29 208V209H28ZM33 208V209H32ZM78 208H79V210H78ZM82 208H84L86 211H91V208H98L97 209V213H98V211L100 212V211H103V213H105V211L104 210H106V214H103L102 212H101V214H98V216H99V218H97V220H99L100 221V219H103V216H105V218H106V221H107V219H109L107 222L103 219L101 222H103V223H101V222H98L97 223V227H99V228H101V231H99L100 229L99 228H96V230H95V232L93 231L91 234L90 233H83V234H80V230H79V228H78V226H81V227H83V224H84V222H83V220L80 218V215H81V213H80V211H82V210H84V209H82ZM254 208V209H253ZM18 209V210H17ZM31 209V210H30ZM76 209V210H75ZM113 209V210H112ZM218 209H221V210H219L218 211ZM226 210V211H224V213H222L223 212V210ZM259 209H261V210H259ZM37 210V211H36ZM40 210V211H39ZM46 210H49L48 212H46L45 213V211ZM63 210H64V212H63ZM69 210H71V211H73L72 213H71V211H69ZM84 210V211H85ZM213 210V211H212ZM9 211H10V213H9ZM65 211L67 212V213H65ZM114 213H113V212ZM209 211V212H208ZM5 212H7V213H5ZM37 212V213H36ZM62 212H63V214L65 215V214H67L68 216H67V218H66V215L65 216H63L62 215ZM83 212V211H82ZM111 212V213H110ZM197 212V210H195V213ZM218 212V214L220 215V218H219V216H218V214L216 215L215 213H217ZM258 213V215L256 214V213ZM259 212H262V213H260L259 214ZM113 213V214H112ZM195 213H193V214H195ZM221 213V214H220ZM5 214V215H4ZM7 214V215H6ZM39 214H41V216H39ZM45 214V215H44ZM70 214V215H69ZM74 214V215H73ZM76 214L78 215L79 214V216H77V218H76ZM103 214V215H102ZM111 216H110V215ZM115 214V215H114ZM197 214V213H196ZM253 214V215H252ZM58 215H59V218H58ZM60 215H62L61 216V218H60ZM223 215V216H222ZM260 215V216H259ZM46 216H48V218H50L49 220H47L46 221V223H45V220L44 219H48V218H46ZM69 216H70V218H69ZM72 216H73V218H72ZM74 216H75V218H74ZM100 216H101V218H100ZM109 216H110V218H109ZM112 216H113V218H112ZM195 216V215H194ZM26 218V219H25ZM34 218H36L35 220H34ZM44 218V219H43ZM71 218H72V220H71ZM78 218H80L79 220L81 221L80 223L82 224H80L79 223V221H78ZM218 218V219H217ZM223 218V219H222ZM41 219H43V221L41 220ZM59 219H60V221H62V223L59 221ZM68 219H70L69 220V222L67 221ZM76 220V221H75ZM111 220H112V222L113 221H115V222H117V223H114L115 225H113V230H111L110 229V227L112 226V222H111ZM17 221V222H16ZM30 221V222H29ZM37 221V222H36ZM52 221V222H51ZM57 221V222H56ZM65 221H67L68 223H66ZM120 221H121V223H120ZM122 221H124V222H122ZM223 221V222H222ZM253 221V222H252ZM3 222V223H2ZM6 224H5V223ZM11 222V223H10ZM14 222V223H13ZM22 224H21V223ZM35 222H36V224H35ZM59 222V223H58ZM64 222H65V224H64ZM77 222H78V224H77ZM104 222H106V223H104ZM108 222H110V223H108ZM222 224H221V223ZM262 222V223H261ZM7 223H8V225H7ZM77 224V225H75V224ZM120 223V224H119ZM123 223H125V224H123ZM127 223V224H126ZM257 223V224H256ZM12 224V225H11ZM21 224V225H20ZM38 224V225H37ZM40 224V225H39ZM43 224V225H42ZM67 224H70V225H68V226H70V227H74L73 228V230L69 227L68 228V230H67ZM74 224V225H73ZM99 224H103L102 226L101 225H99ZM107 224V225H106ZM116 224L119 226H116ZM123 224V225H122ZM217 224V225H216ZM221 224V225H220ZM17 225V226H16ZM25 225V226H24ZM36 225H37V228H35L36 227ZM44 225L45 226H47V228L45 227L44 228ZM57 225V226H56ZM64 225V226H63ZM108 225H109V227H108ZM111 225V226H110ZM122 225V226H121ZM213 225V226H212ZM263 225V226H262ZM12 226V227H11ZM20 226V227H19ZM39 226H43L42 228L41 227H39ZM56 226V227H55ZM103 226H105L104 228H105V232H104V228H102ZM118 227L117 228V231H116V227ZM142 226V227H141ZM147 226V227H146ZM158 226V227H157ZM212 226V228H210ZM218 228H217V227ZM5 227V228H4ZM29 227H31V228H29ZM62 227V228H61ZM75 227H76V229H75ZM107 227V228H106ZM115 227V228H114ZM121 227H123L122 229L123 230H120V228ZM143 227H144V229H143ZM158 228V230H157V228ZM15 228V229H14ZM29 230H28V229ZM38 228H39V230H38ZM41 228V229H40ZM54 228H56V229H54ZM60 228V229H59ZM140 228H142L143 230H144V232H143V230L142 229H140ZM146 228H147V231H146ZM150 228H152V229H150ZM205 228H206V230H205ZM214 228V229H213ZM5 229H6V231H5ZM9 229V230H8ZM36 229V230H35ZM44 229H46V230H44ZM62 229V230H61ZM99 229V230H98ZM115 229V230H114ZM120 231H119V230ZM126 229V230H125ZM263 229V230H262ZM62 231V233H61V231ZM66 231L65 233L63 232V231ZM69 230H71V231H69ZM76 230H78V231H76ZM207 230H211V232H208ZM16 231V232H15ZM41 231V232H40ZM42 231H47V232H45V233H47V235L44 233V232H42ZM72 231H74L75 233L77 232H79V234H75L74 232V234L75 235H73V233H72ZM112 231L114 232V233H112ZM116 231V232H115ZM118 231H119V233H121V231H122V233L121 234H115V233H118ZM219 231V232H218ZM244 231H245V234H244ZM258 231H263V232H258ZM23 232V233H22ZM33 232V233H32ZM40 232V233H39ZM54 232V233H53ZM100 232V233H99ZM143 232V233H142ZM146 232V233H145ZM155 232V233H154ZM248 232H250V233H248ZM3 233H4V236H2L3 235ZM16 235H15V234ZM27 233V234H26ZM29 233H30V236H29ZM42 233V234H41ZM93 233H95L96 235L94 236V234ZM139 233V234H138ZM144 233H145V235H144ZM153 233V234H152ZM260 233V234H259ZM2 234V235H1ZM34 234H36V235H39V236H37L36 237V235L34 236ZM44 234L46 235V236H44ZM55 234V235H54ZM59 234H61V235H64V236H62V238H61V235H59ZM68 234H70V236L68 235ZM72 234V235H71ZM98 234H101V235H98ZM103 234H105V235H103ZM111 234H113V235H111ZM146 234H147V237H146ZM202 234H204V235H202ZM248 234H250V235H248ZM251 234H253V235H251ZM257 234V235H256ZM26 235V236H25ZM78 235V239H77V236ZM80 235V236H79ZM107 235H109V236H107ZM116 237H115V236ZM118 235V236H117ZM121 235H124L123 237H122V239L124 240L125 239V241L127 240V243H125V242H123V240L121 239ZM142 235H143V237H142ZM155 235H157V236H155ZM220 235H222V237H220ZM10 236H11V238H10ZM17 236V237H16ZM19 236V237H18ZM21 236H23V237H21ZM57 236V237H56ZM72 236V237H71ZM97 236V237H96ZM107 237V239L106 238H104V237ZM141 236V238H139ZM145 236V237H144ZM223 236H225V237H223ZM256 236V237H255ZM5 237V238H4ZM13 237H14V239H13ZM34 237H36V238H34ZM42 237H44V238H42ZM49 237H50V239H49ZM52 237V238H51ZM65 237V238H64ZM66 237H68V238H66ZM71 237V238H70ZM76 237V238H75ZM113 237V238H112ZM118 237V238H117ZM149 237H150V239H149ZM203 237V238H202ZM206 238V240H205V238ZM219 237V238H218ZM249 237V238H248ZM254 237H255V239H254ZM259 237L261 238V242L258 240L259 239ZM23 238V239H22ZM48 238V239H47ZM75 238V239H74ZM87 238V239H86ZM101 238V239H100ZM112 238V240H110ZM157 238H159L160 240H158ZM199 238H200V240H199ZM202 238V239H201ZM209 238V239H208ZM213 239V240H211V239ZM221 238V239H220ZM245 238V239H244ZM250 238H253V240L252 239H250ZM17 239V240H16ZM29 239V240H28ZM39 239H41V240H39ZM55 239H56V241H55ZM64 239V240H63ZM72 239V240H71ZM115 241H117V242H115ZM143 239H147L148 241H146V243H145V240H143ZM162 239V240H161ZM204 239V240H203ZM229 242V243H227V241ZM250 239V241L249 242H247L248 240ZM44 240H45V242H44ZM51 240H53V243H52V241ZM76 242H75V241ZM78 240V241H77ZM95 240V241H94ZM108 240H109V242H108ZM143 240V241H142ZM149 240H151V243H152V245H150L151 243H150V241ZM198 240H199V242H198ZM203 240V241H202ZM210 240L211 241H213L214 243L212 244V242L210 243ZM230 240V241H229ZM259 241L258 243L257 242H254V241ZM49 241V242H48ZM92 241H93V244H92ZM139 241H141L142 242V244H140L141 242H139ZM153 241H155V242H153ZM162 241H164V242H161ZM167 241H171V242H167ZM205 241V242H204ZM207 241H209V243L207 242ZM218 241V242H217ZM219 241H220V243H219ZM237 241V242H236ZM242 241V242H241ZM244 241V242H243ZM253 241V242H252ZM13 242V243H12ZM27 242V243H26ZM42 242L43 243H45V246H42L43 244H42ZM55 242V243H54ZM66 242V243H65ZM79 242V243H78ZM111 242V243H110ZM113 242V243H112ZM135 242H136V244H138L139 243V245L138 246H134L135 245ZM158 242H160V245H159V243ZM197 242H198V244H197ZM217 242V243H216ZM231 242V243H230ZM240 243V245H239V243ZM248 244H247V243ZM251 242V243H250ZM6 243H8L7 245H6ZM21 243H23V244H21ZM26 243V244H25ZM50 243H52L51 245H50ZM60 243V244H59ZM61 243H62V245H61ZM80 243H83L82 245L80 244ZM100 243H101V245H100ZM120 245H119V244ZM150 243V244H149ZM155 243V244H154ZM163 243H167L168 245L167 246H165L166 244H163ZM169 243H170V245H169ZM209 244L211 247H209V245H206V244ZM219 244L220 246H218L217 247V245L216 244ZM223 243V244H222ZM242 243V244H241ZM255 243V244H254ZM256 243H257V248L259 249V251H258V249H256L255 247H256ZM15 244V245H14ZM19 244V245H18ZM31 244H33V245H31ZM64 244V245H63ZM72 246L71 247V250H70V246ZM73 244V245H72ZM84 244H86V245H84ZM105 244H108V245H105ZM109 244H111V245H109ZM112 244H117L116 246L115 245H113L112 246ZM123 244V245H122ZM125 244V245H124ZM132 245V244H134V245H132L133 246V249H132V247L130 248V245ZM161 244H162V246H163V248H165V250L167 251V253L165 252L164 253V251H162V250H160L161 248H162V246H161ZM175 244V243H174ZM196 244V245H195ZM215 244V245H214ZM252 244V245H251ZM261 244H262V246H261ZM12 245V246H11ZM26 245V246H25ZM35 245V246H34ZM57 245V246H56ZM65 245H68L67 247L65 246ZM78 245H79V247H78ZM87 245H88V247H87ZM95 245V247H93ZM100 245V246H99ZM105 245V246H104ZM145 245H149V247H147V246H145ZM229 245V246H228ZM233 247H231V246ZM241 245H243V246H241ZM254 245V246H253ZM258 245H259V247H258ZM28 246H29V248H28ZM33 246V247H32ZM52 246V247H51ZM84 246V247H83ZM99 246V247H98ZM103 246V247H102ZM109 246H112V247H109ZM118 249H116L115 247ZM123 248V246H124V248H126V246H127V250L125 249V251L126 252H124V248L122 249L121 247ZM128 246H129V248H128ZM145 247L144 249L142 248V247ZM152 246V247H151ZM161 246V247H160ZM168 246H172V247H169L170 249L171 248H174V249H172L173 250V252H170L168 249ZM201 246H203V247H201ZM205 246H207L206 248H207V251L206 252H208V254L207 253H203V250L205 249ZM213 246V247H212ZM253 246V247H252ZM31 247V248H30ZM57 247H59V248H57ZM63 247V248H62ZM74 247H77V248H74ZM81 247V248H80ZM108 247V248H107ZM114 247V250H113V252H111L110 250H112V248ZM119 247V248H118ZM139 247V248H138ZM155 247V248H154ZM158 247V248H157ZM230 247V249H226V248H229ZM16 248V249H15ZM26 248V249H25ZM49 248V249H48ZM121 248V249H120ZM136 248V249H135ZM151 248V249H150ZM157 248V249H156ZM162 248V249H163ZM166 248H168V249H166ZM214 248H217V249H214ZM219 248H221V250L219 249ZM4 249V250H3ZM15 249V250H14ZM28 249V250H27ZM38 249V250H37ZM51 249V250H50ZM88 249V250H87ZM94 249V250H93ZM105 249L107 250V251H105ZM119 249L121 250L120 252H119ZM199 249V250H198ZM215 251H214V250ZM27 250V251H26ZM34 250V251H33ZM47 250V251H46ZM70 250V251H69ZM77 250V251H76ZM102 250H103V252H102ZM148 250H151L152 251V253H153V257H151L152 255H150L151 253H148ZM156 252V254L158 253V259L157 258H155V256L154 255H156L155 254V252ZM202 250V251H201ZM206 250V249H205ZM205 250H204V252H205ZM211 250V251H210ZM217 250L219 251V252H217ZM23 251H24V253H23ZM42 251V252H41ZM45 251V252H44ZM97 251V252H96ZM100 251V252H99ZM117 251V252H116ZM124 253H123V252ZM138 251L140 252V254L138 253ZM150 251V252H151ZM158 251V252H157ZM162 251V252H161ZM212 251H214V252H212ZM224 251V252H223ZM9 252V253H8ZM51 252H53L52 254H51ZM59 252V253H58ZM79 252H81L80 254H79ZM88 252V253H87ZM107 253V255H106V253ZM109 252H111V253H114V254H116V255H113V254H111V253H109ZM147 252V253H146ZM159 252H161V253H159ZM170 252V253H169ZM211 252H212V255H211V258H210V254H211ZM217 252V253H216ZM259 252H261L260 254H258L257 255V253H259ZM64 253V255H62ZM68 254V258H67V254ZM72 253V254H71ZM95 253H97V254H95ZM118 253V254H117ZM121 253H123V255L121 254ZM125 253H126V255H125ZM136 253V254H135ZM139 255H138V254ZM141 253L143 254H145V260H144V258H143V256L141 255ZM172 253V254H171ZM176 253H177V256L181 259H177L178 257L176 256L175 257V255H176ZM214 253V254H213ZM222 253V254H221ZM255 253H256V257L254 256L255 255ZM263 253V254H262ZM11 254V255H10ZM27 254L29 255V256H27ZM42 254V255H41ZM49 254V255H48ZM71 254V255H70ZM89 254H90V256H89ZM108 254H110L109 256H108ZM120 254V255H119ZM143 254V255H144ZM147 254H149V255H147ZM166 254L167 255H169V256H173L172 258L171 257H167L166 256ZM171 254V255H170ZM217 254V255H216ZM250 254V256L251 255H253L252 257H255L256 258V260L254 259V258H250V256H249V258H247V256ZM23 255V256H22ZM41 255V256H40ZM101 255H104V257H100ZM122 255V257H120ZM135 255H138L139 256V258L140 259H138V256H135ZM208 257V260H206L207 258L205 257ZM219 255V256H218ZM220 255H221V257H222V255H223V258L221 259L220 258ZM4 256V257H3ZM9 258H8V257ZM64 256V257H63ZM73 256V258H71ZM87 256H88V258H87ZM112 256V257H111ZM131 256H133V258L131 257ZM141 256V257H140ZM218 256V257H217ZM261 257V258H259V257ZM13 257V258H12ZM41 257V258H40ZM48 257V259H46ZM106 257V258H105ZM119 257H120V259H119ZM134 257H136V258H134ZM147 257H151V259L150 258H147ZM165 257H166V259H165ZM225 257V258H224ZM16 258V259H15ZM78 258V259H77ZM94 258H96V259H94ZM125 258V260H123ZM141 258H142V260H141ZM147 258V259H146ZM168 258V259H167ZM204 258H206V259H204ZM210 258V259H209ZM230 258V259H229ZM262 258H263V260H262ZM8 259V260H7ZM31 259V260H30ZM40 259H41V261H42V263H41V261H40ZM122 259V260H121ZM131 259H133L134 260V262L131 260ZM135 259H137V260H135ZM154 260L155 259V262L154 261H150V260ZM163 259H164V261H163ZM170 259H172V260H170ZM173 259H175V260H173ZM190 259H192V260H190ZM199 260L198 262H195V261H197V260ZM219 259H221V260H219ZM251 259H252V261H251ZM254 259V260H253ZM57 262H56V261ZM96 260V262L94 263V261ZM144 260V261H143ZM147 260V261H146ZM156 260H158V261H156ZM211 260V261H210ZM213 260V261H212ZM10 263H9V262ZM74 261V262H73ZM132 261V262H131ZM168 261V262H167ZM173 261V262H172ZM208 261H210V262H208ZM214 261H216V262H214ZM253 261H254V263H253ZM259 261V262H258ZM261 261V262H260ZM14 262V263H13ZM20 262V263H19ZM24 262V263H23ZM48 262V263H47ZM73 262V263H72ZM139 262V263H138ZM143 262V263H142ZM153 262V263H152ZM187 262H185V263H187ZM225 262V263H224ZM184 264V263H183Z\"/></svg>",
	"mask_w": 264,
	"mask_h": 264
}]
</instances>
